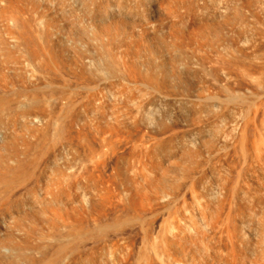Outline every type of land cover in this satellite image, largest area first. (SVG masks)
<instances>
[{"label":"bare ground","instance_id":"bare-ground-1","mask_svg":"<svg viewBox=\"0 0 264 264\" xmlns=\"http://www.w3.org/2000/svg\"><path fill=\"white\" fill-rule=\"evenodd\" d=\"M151 1H153V0H151ZM154 1L156 3V8L158 7L157 4H160V2L162 1V3H163L162 5H164L165 8H167L168 13L166 11V13L164 12L165 15H162L163 13L161 14V10L153 9L151 5L155 4V3L151 4L150 0H0V143H1L0 144L1 145L0 146V196L4 197V199L0 197V202H1V199H2V201H4V203H5V199L7 200L6 202L10 201V199L12 200L13 197L18 195V193L20 191L22 192L23 190H26L29 193L31 192L30 194H32V195L36 194L34 192V190H35L34 187L36 185H38L40 182H42L41 185L43 187V182H44V180L46 181V179L42 178V176L44 177L47 169H48L47 172L50 174V170L51 169L53 170L55 165L58 167L54 168V170L56 169L53 173L55 176L53 175L54 179L53 178L52 179L53 180L57 179V181H53L52 179L51 180L47 179V181L45 182V188L44 189L41 188L42 190H45V195L43 194L44 193L43 191L41 194V195H44V198L41 197L42 201L45 202L46 199H50L49 197H51V200H49V202L52 201L53 204H55V202L58 204V201H60L59 203H61V201L64 200L65 204H66L65 206H67V207H68V204L72 205L73 204L72 202H74V205H76L77 203L75 201H73L74 199H76V197H74V198L72 197V199H71V195H73V193L75 191L77 175H79L78 178L81 177L79 179V181L83 177H85V178L87 177V180H88L87 184H84V183L83 184L86 186L90 185V187H91V189H90V187L88 186L89 191L86 190V187H85V190H82V191L80 190L81 188H79V190L78 189L76 190L77 192L78 191L82 192L81 194H80V192L77 194H78L79 198H82L80 200H82L84 202L85 210L80 209V208H82L81 206H83V204H82L83 202L80 204L78 202V206L80 205L79 210H81V212L79 210H78V212H76L77 209H76V211L72 210L73 209L72 206H71L72 209H70V210H72V212L74 211L73 215L75 212L76 213H82V211H83L82 214H84V212L86 211L85 212L87 215L86 218L81 217L79 214L77 215V218L75 215L71 216V217H69L67 215L66 217L63 218V217H61L60 213H59L60 216L56 217V216H58L57 213L55 216H53L54 214H51V213H53V210L50 213V215L52 216L51 217L49 215V213H47L48 212L47 204L51 205V207H53L52 203L49 204V202H47V200H46V202H45L46 208H45V206H43L44 202H42L43 208H41V209L39 208L38 211L40 213L41 212L40 210L45 211V209H46L47 212H45V214H44L43 213L44 211H42V214H44V216L48 215V218H43V216L41 214L37 213V215L42 216V218L40 216L38 219L40 220V218H41L42 222H43V220L46 219V222H43V223H46L48 231H49V229L51 231L53 229H56L57 226H59L60 228L62 227V229H60L61 230L60 231V230H58L59 228H57L58 232L56 231V233H54V232L52 233L54 235H52L51 231H49L51 235H48L49 234L48 233L46 239L44 238L46 236L44 234L46 231V228H44L45 230L42 231L44 236H42V233L40 234V231L38 230L37 233L40 234L39 236L41 238L40 240H42L41 241L42 244L39 241L38 245L36 243V244H34V246H41L42 247V248L40 247V249H38L39 250L38 253L40 255V258H38L39 257L38 256L36 259H39V260H34V258L37 255H35L33 252L38 251V250H36L37 249L36 247L32 248L31 243L28 245L29 248L25 247V245L27 246L28 241H31L33 236L38 235L37 233L34 234L37 230H34V232H32V234H34V235H30L31 232H29L28 235L25 234V236L27 237L26 240H28V238L30 236L32 237V238L31 237L29 238V240L27 241V244H26V241L22 239L24 237V235H23L24 233L22 235H21V233H19V234L15 233L16 235L14 236L13 235L14 233L11 234L12 233L11 229L8 227L6 228L7 225H5L4 228H6L7 230L9 229L8 231H10L11 233L7 232V230L4 229L6 231V233L3 234V232H2L1 233L2 236L0 234V236H1V238H0V264H180L178 262L179 260H181V262H182L181 264H264V197H263L264 193L262 192V190H264L263 189L264 185H262L263 184L262 178L264 176V171H261L263 173V176L261 174L262 182H261V184L259 183L260 185H262L261 186V189H262L261 192L263 194H261L262 195V197H261L260 192H258L259 194L257 193V191L260 190V188L257 187L259 189L256 190L255 182L253 179L254 178L253 176H255L257 174V172L254 175V174H252V171L247 168L250 171V173L253 175V176H250L251 174H249L248 170H245L244 172L240 171L238 169L239 163L237 164V162L234 160L233 161H234L235 165L232 162L231 165L233 164V166L230 165L229 167H232L230 169L235 170L234 167L236 165L238 166V167H236V170L238 169L240 172L234 171L236 173L235 176H234V172L232 170H230V173H229V171H227L229 173V175H225L224 172L227 173L226 171L223 170L224 172L221 174L219 169H217V167L220 168V166H219L220 164H221V167L223 165L224 166L227 165L226 168L228 167L229 163H227V159L231 158V157H229L231 152L227 151L229 154L227 156L226 161L219 159L220 157L223 158L224 155L218 156V155H221V154L217 153L218 150L216 151V155L215 154L213 155L214 152L212 153V151L214 150V148L217 145H216V143H215L216 146L212 145L210 143V141L211 140L215 141L216 138L218 139L219 138L218 136L220 134H217V137H216V135H214V132L210 129L213 132L212 133L213 135L212 134L210 135L211 131L208 130L209 128H206L208 123L205 127L208 130V132H206L207 130H205L204 126H203V129L206 133L209 134L210 138L208 136H205L204 135L205 132H204L203 134H200L201 136L203 135L204 139H202L201 136H199L200 139H199V137H198V139L200 140L203 148L206 149L205 150L206 153L208 151V154H211V156H209L208 154L205 155L204 153L202 154L199 150L198 151L195 150V149H197V145L200 143V142L197 143L198 139L195 142V143H197V145L194 144L196 146V148H193L194 151L193 150L189 151L191 149V147H190V149L187 148L188 151H185L186 149L184 150V148H183V151L185 154L184 155L181 154V156H180V154H175L176 152L172 153V149H173V151H175V148H176V147L174 148V145H173L174 143H171L172 141L169 142V143H171V145H173V148L171 150H170V148L172 146L171 147L169 145L163 146V143L165 144V142H163V140H161L163 142L162 145H159V144L157 145V142H156V139L158 140L159 138L167 136V135H170L169 137L167 136V138H174L176 136L178 137L180 134L182 135V132L179 131V128L182 124H181L180 120L178 119V117L175 116L176 112H177L176 111L177 108L175 109V107H177V106H175V107L172 106V108L174 107V111H175L174 114L175 115H170V113H172L173 110L170 111L169 107L171 108V105L170 106L168 105V110H169L168 112H169V115L171 116V117H169L170 119L168 122L167 121L166 122L161 121L162 118L164 116H167V115H164V112L161 113V109H160V111H159L160 115L157 117V120L159 119V124H158V121L156 120V118H154L156 121V124H157V126L155 125L156 129L154 131H152L151 133L148 131L147 132L145 131L146 133L143 132L144 134L141 133L143 136H140L141 135L140 132H142V131H138V129L142 127L143 119H141V121H142L141 126L139 125L140 127H138V129H137L136 126H137L138 122L136 123V121H139V118L141 116L138 119H136L137 116L136 115L133 116V114H138V116L140 114L137 113V111L135 113V111L133 110L134 107H129V108H133L131 110L128 109V107H127V102H128V105H130L129 102H131L132 100H134L133 102L135 103L136 99H134V98L136 96L134 97V93L136 91L137 92L141 91L142 88L147 89V90H145V92L149 91V92H147V96H148V94L151 95L152 101H153V99L155 101H156V99H158L161 102L160 104H162V106L168 100L170 102V100H171L170 96L176 91L175 89L181 88V90H182L185 87V84H186L185 80L186 79L182 76L181 72L178 70H179V67L181 68V66H182L181 62L184 63L187 60L182 59V57H181L182 61L177 60V59H175V60L169 59L170 57L168 58V56L171 55V53H180L182 51L183 52L185 51L186 57H189L190 53L188 55L187 50H185V48L188 47V45H190V44H194L195 47L197 46L196 48L194 47L195 50L197 48L202 50L203 47H208L210 49V47H211V49H210V51H211V50H213V48H214V50H216L215 48L218 49L220 46L223 47V50L225 51L226 54L224 53V51H221V53L223 52V55H225V57H223V55H222V58L219 57L220 60H219L218 56H216L217 58L216 57L215 58H211V57L209 58V59H213V60L215 59L216 61H218V65L219 64L220 65L218 66L217 63L215 64L217 67H219L218 69L214 65V63L216 61L214 60L215 62L212 64V62H213L212 60L208 61V59H206L208 61L207 62L206 60H204L205 55L203 56L202 52H201L202 57L200 56L201 58L200 57L196 58L197 61L203 60L202 61L203 63L207 62L209 64L211 62V64L213 65L212 67H214V66L215 67L210 68V69H213L214 71L218 70L217 73L220 72V74H221V76L219 75L220 79H221V77H223V74L227 73L225 70H227L228 68L229 69L234 68L233 70H237L240 72L238 74V76H237V71L234 72L230 69L231 71L228 70V72L229 71L234 72L233 73L234 75L232 76V73H231L230 77L228 75H226L227 78L229 77L230 79H232L233 77L236 76L235 78L237 79V78L244 77L243 80L238 79V81L240 80L239 83H241V81L245 82L244 79H247V78L248 79L251 78L253 80H255V78H257L255 81V82H257L256 84H253L254 81H251V79H250L249 81L246 80L245 83L243 82L242 85H240L238 87H241L243 85L248 86L250 84H248L247 82L250 83V81L252 82L253 86L258 84V85H261V87H263L264 86V71H263V67H264V64H263L264 63V42H263V40H264V0H223V2H220V3H222V8H220V5H218V3H216V2H219L220 0L219 1L215 0V3L219 6V9L216 7H215V9L210 7V8H212V9H210L208 7L209 5L204 6L202 3H204V1H207V0H203V2H202V0H161V1L154 0ZM208 1H209V3H211L210 1H212V0H208ZM200 2H202V3H200ZM223 3H224V6H223ZM204 4H207V2H205ZM138 7H141V8L138 9ZM206 7L211 10V14H210L211 17H209L208 19H207L208 16L204 17V20H203V14H205V16L208 14ZM223 7H224V9L230 8L232 11H230V9H228V10L231 14L228 16H225L223 13L224 16H222L220 14V11H217V9L218 10L222 9V11L226 12V10H223ZM136 9H138V11L141 12V14L140 13L136 14V11H137ZM142 9L144 10V12L140 11ZM162 10H164V9H162ZM228 10H227V12H228ZM242 10H243V12L245 11L246 13H248L247 15L249 16V18H252L251 22H249L250 21V19H249V21L247 22L248 24L246 26H244V29H245V27H246V29H247V27H250L248 25H251L253 27L255 26V28L257 26L259 27L260 25H262V28H260L261 27L260 26L259 27L260 30H254V29H252L253 27H251V29L253 31L248 29L249 31H251L250 33L246 32L245 31L246 29L245 30L242 29L243 31L238 30L237 27L240 28V25L241 26L243 25L242 23L245 22V19H248L245 12L241 13ZM158 11H160V13ZM222 11H221V13H222ZM142 13L145 16V17H143V18H145L144 19L145 21L143 20L141 22V20L143 19ZM184 13H185V15H187V17L186 16L185 17L188 18V20H186V18L184 17ZM139 14H140V16L138 19L140 20V17H141L140 21L137 18H135ZM243 14L246 16V17L244 16L245 19L243 18ZM184 18H185V21H184ZM167 20H169L170 22L172 20H174V21L171 22L172 26H170L171 23L169 22L170 28L166 27V29L169 30L168 32L166 29H164L165 27H163V25L160 26L161 27V31H160L161 33L162 32L164 33L165 32L164 30H166V33H164L163 36L161 35V37H159L160 32L158 30L157 31L159 32L158 33L159 36L157 35V33L154 34L155 27H154V31L151 29L153 31L152 32L153 35H155V36L157 35L155 40L160 42L159 39H163V37H164V39H166L165 43H168L167 45H163L166 47V49L164 48L165 53H163V55L166 54L165 57H167V58L163 59L162 56H158V52H155L153 50V47H152V49L150 48L148 50H146V49L143 50L144 49L143 47L146 48L147 45H149V42L151 40H153L147 29L150 28L152 25H154L155 22L157 23L159 21L164 22L163 24H165L167 26L168 22H166L167 24L165 23V21H167ZM258 20H262L261 21L262 24L260 23V25H259ZM182 21H184V26H186V24H187L186 21H188V23H189L188 26L187 27H184V26L179 27L178 23L181 22L180 25L181 24L183 25ZM252 21H258V22H252ZM256 23H257V26H256ZM77 24L82 26L83 29L80 27L79 28L73 27L75 25H76V27H78ZM152 28H153V26H152ZM182 28H183V30H182ZM235 30L237 32V36L239 37V41L241 38H243V42L241 41V43H243V44L242 45L239 44V46L241 48L237 45H234L237 43V42L236 43L233 42L235 40H233L231 42L229 40L228 36H231V33L232 32L234 33ZM232 36H233V34H232ZM234 36H236V35L234 34ZM237 36H236V38H237ZM244 38H245V43H244ZM164 39H163V42H160V43L163 44L165 41ZM237 40H238V38H237ZM194 45H192V46H194ZM160 46H161V44H160ZM222 47H220V49ZM187 49L189 50V47ZM194 49L192 48V55L195 56L196 51H195V53H193ZM200 50H198V51H200ZM247 51H248V53H247ZM249 52H250V54H249ZM258 53H259V55H258ZM256 54L259 57L262 56V58H263L260 60V61L263 60L262 61L263 63L259 62V66H260V63H261V65H263L262 67L260 66V69L262 68L261 72H259L260 69L258 68V65L256 66V64L254 62L257 60L259 61V59H258L259 57H254V56H256ZM199 55H200V53H198V56ZM176 56H178V55H176ZM194 56H192L193 59H194ZM249 57L250 58L252 57L253 59L254 58L255 59L257 58V59L256 60L254 59V61H251V59ZM199 58H200V60H198ZM246 58L250 59V61H248V63L246 61L249 59H247L246 61L244 60ZM196 59L192 63H191V60L188 61L190 63H187V64H193L195 62V64H193V65H196L195 67L199 68L201 66V64L203 65V67H205V64H203V63H200V65H199V63L196 61ZM196 62H197V64H196ZM253 62L255 65L250 64ZM246 63L249 65H246ZM193 65H191V66H193ZM182 67H184V65ZM185 69H186V71H185ZM190 69H191V67H190ZM219 69H222V70H219ZM183 71H185L183 73V74H185L187 72V68H183ZM217 73H214V74L216 75ZM211 74H213L212 71L210 73H208V76L211 77L212 76ZM214 74H213V76H215ZM240 74H242L243 76ZM239 75H240V77H239ZM198 76H199V74L197 76L195 75V79ZM226 76H225V79L222 78L223 80L226 81V82H223L224 85L226 83H229L226 80ZM205 77H207V76H204V78ZM192 78L194 79V77H192ZM192 78H190L191 82H192ZM197 79L200 80V78H197ZM197 79L195 81H197ZM213 79H214V77L211 78L210 81ZM216 79L219 81V79L217 77H215V80ZM203 80L204 79L201 78V81H203ZM217 80H216V83L214 82L215 84L213 83L214 88L216 86H219L220 84L221 85L223 84L221 81H219V84H218ZM232 80L231 81L228 80V81H230V83L232 82L231 84H234V82H235L234 85H236L237 80H234V78ZM210 81H205V82L210 83ZM209 83H207V84H209ZM213 84H212V86H213ZM231 84L229 85L230 87L227 86V84H226V87L225 86L222 87V90L224 91L223 95H226V96L222 97V101L221 100L219 101V102H221V104L224 103L223 101H225L226 104L230 102L231 105H233L232 103L236 101L237 97H238L237 100L242 101V99L244 98L245 99L244 102H246V101L252 100L253 96H254V95H252V96L249 95L252 98V99H249V97H247L248 96L247 93L249 91L251 92V94H252L253 90L255 91V93L257 91H259V94L257 92L258 95L255 94L257 96H259L260 93L263 92V91L260 92V90L256 91L255 89H252V91L251 90L246 91L247 96L246 95L244 96L243 94H241V95H243V97H242L241 95L237 94L236 99H232L235 97L234 96L235 93H234V95L230 93V91L231 92L233 91L231 89V87L234 86ZM198 86L200 87V85H198ZM253 86L251 85V87H253ZM139 87H141V90H139L140 89ZM199 87H197V88H199ZM208 87H211V86L208 85L206 89H208ZM220 87H219V89H221ZM234 87L236 88L237 86H234ZM115 88H116V91L114 90ZM134 88H137L139 91L137 89H135V91H134L133 90ZM216 88L218 89V87H216ZM235 88H233V89H235ZM242 88L244 89V87H241V88H238V90L241 91ZM247 88H249V86ZM255 88H257V87L255 86ZM131 89L134 91V93ZM199 90H200V88H199ZM236 90H237V88H236ZM244 90H247V89L245 88ZM220 91L221 90H219V92ZM237 91H236V93H237ZM254 91H253V93H254ZM127 92H129L130 94L133 93V96H132L133 98L131 97V95L128 96L129 94L127 95ZM189 92H191V90ZM206 92H204V93H206ZM226 92H228V94L230 93L232 95L231 96L229 94V98H226V100H228V99L230 100L229 102L226 100H223V98L228 97V94ZM139 93H142V91ZM176 93H177V95H179V92H176ZM176 93H174V94L176 95ZM182 93H183V91H181V94ZM210 93H212V92H210ZM143 94L144 93H142V96H144V98H145V95H143ZM126 95H127V97H126ZM175 95H172V97L173 96L176 97ZM184 95L188 98V101H189V98H191V97L189 95H187L186 91H185ZM184 95L179 97V98L184 97ZM191 95H193V93ZM203 95H205V94H201V95L197 96L201 102H199V100L197 98H195V99H197L196 101H192V102H194L193 104L189 101L191 103V106L193 107V108L191 107V109H193L194 112L196 110L194 108H196V107H197V109L200 107L202 108V103L206 104L204 101L202 102L201 97ZM219 95H221V94L219 93ZM223 95H221V96H223ZM206 96L208 97V95H205V97ZM214 96H215V94H214ZM205 97H203V98H205ZM240 97H242V98H240ZM245 97H247L248 99ZM261 97H264V96L262 95L259 98H261ZM176 98H178V96ZM210 98H212V97H210ZM219 98L221 99V97H219ZM254 98L256 99V101L253 102L255 105L252 102L251 103H252V105L255 106V108L256 107L258 108L260 105L257 102V99H259V98L258 97L256 98V96ZM124 99H126V100H124ZM174 99L172 100L174 103L172 101L171 102L173 103V105H176ZM182 99H179L178 101H176V103ZM263 99H261V100L263 101ZM110 100L114 101L113 102L114 108L111 107L112 105L111 106L108 105L110 107H106L107 102ZM185 100L186 99H184V101L182 100L181 102H179L177 104L179 105L180 103L184 102L181 104V106L185 105V102H186ZM212 100L214 101V100H219V99L217 97L216 99L212 98ZM155 101H153V102L155 103ZM231 101H233V102H231ZM262 101H261V103H262ZM136 102H138V101H136ZM145 102H146V100L143 103L142 102L141 103L143 105H145L146 104ZM153 102L147 101V105L152 104V106H153ZM195 102H197V103L199 102L201 105L198 104L197 106H193L194 104H197ZM208 102H209V100H208ZM215 102H218V101H215ZM215 102H214V104H215ZM255 102H257V103H255ZM115 103L117 105H115ZM134 103H131V104L133 105ZM138 103H135V104H138ZM188 103L186 106H184V109H186L185 107L188 108ZM190 103H189V107H190ZM235 103L237 105L238 102H235ZM241 103H240V105H241ZM155 104L161 106L160 104L157 103V101ZM210 104H212V102ZM217 104H220V103H217ZM245 104L248 105L249 103L247 102ZM139 105H141V104H139ZM139 105H138V108H137V106H135L138 111H140ZM143 105L140 107L142 108ZM224 105H225V103L222 106H220L219 108L224 107ZM227 105H228V107L231 106L229 104H227ZM227 105H225V106H227ZM238 105H239V103H238ZM240 105L238 106V108L240 107L239 108L240 110H238L239 112L242 111L243 109H245L244 106H242V105L240 106ZM152 106L150 105V107H152ZM181 106H179L178 109H179V111L181 110L180 112L182 113L183 110L181 109L182 108ZM204 106H207V108H204V109H206L205 110L206 112L203 113V110H204L203 108H202V110L200 108L197 111L202 112L203 114L207 113L209 111L210 107H208V104L203 105V107ZM213 106H215V105H213ZM234 106L235 105H233V107ZM144 107H146V105ZM154 107H156V105ZM108 108H110V110ZM115 108H116V111H115ZM231 108H232V106H231ZM238 108L236 107L235 109H238ZM241 108H242V110H241ZM257 108H256V110H257ZM104 109H107V113L109 111L113 110V114H112V112L109 113V115L112 114V116H113V119H111V120H113V123H112V121L109 120L111 122V125L113 124V127L111 128V130L109 129L110 131L108 130L109 135H107L108 133H106V135H107L106 137L102 135L103 131L100 132V130L102 128L99 130V132L98 131L95 132V133H97L96 134L97 136L99 134H101L102 138H105V140L106 139L110 140L111 137H115L116 139L118 138L120 140H121V138H123L126 141H128V143H129V139L127 140V137H133V136L135 137L139 133L140 139L137 138L138 137L137 136L136 139L131 138V141L135 139L140 144L145 142V140L148 142H151V144H152V141H154L155 143L153 142L154 144H152V146H150V147L153 148L154 145H156L155 147H158V149H160L159 151L165 150L164 152H169V154H168L169 159L172 158V160H179L181 162V163L179 162L181 164V166H180V164L178 165V168L181 167L180 168L181 170L177 173H179V175L181 176L182 179L191 183L189 187H192L193 185L194 186L197 185V184H194V183H196V181L193 182V180L196 177H198L197 175H199L201 170H203V174L201 172V175H203V176H200V178H202V177L205 178L206 183L204 182V185L207 184L208 180H209L208 184L211 181L213 182V183L211 182L212 184L209 185L210 186L209 188L213 190V191L211 190L212 193L214 192L213 194H216V195H213V196H215L214 199L216 198V196H219L218 198L215 199L216 201L214 200L213 204H215V202H218V203H216L215 206H213V205H211V203H209L211 201L210 196H212V194L210 195V191H209L210 189L208 190V193L210 196H209V198H207L210 200L207 201V199H206V201L208 203L205 202V199L202 200L205 203H203V202L200 203L199 199H198L199 201H197V199H195L198 197L203 199V197H204V196H199V194H198L199 190L198 189L196 192L197 194L193 193V191L194 192L196 191V190H194L195 187H192V189H190L192 192V193L191 192L190 193L192 196H193V194L196 195L195 197L193 196V198L196 200L197 204L200 203V205H201L203 203L202 206L204 205L205 212H206V209L211 210V209H209L210 207L212 208V210L215 209L214 210L215 216L213 217L212 215H210L211 214L210 211H208V213H203L204 210H201L203 213V216L201 215L200 218H195V220H193L194 223L192 220H190L189 222L186 221L188 218L187 219L183 218L182 221H180V220L176 221L177 218H173L175 220H172V218H169V219L167 218L168 220L162 218L165 221H168V223L171 219L172 222L170 221L169 225L167 224V222H164L161 219V217H160V219H161L160 220L159 216H157L156 213L158 211H160L161 209L166 207L164 202L166 203V205H167V203L169 205L170 202L174 203L175 201H171V200H176L177 197L179 198L180 197L179 192H181L183 194L182 191L184 190L183 189V190L179 191L182 188H180V185L177 183L178 178H176L174 181L171 178L172 177L171 175H170V178H168L169 173L159 170L161 168V165H160V168H157V167H155V168H157L160 171V173L161 172L162 173L157 174L156 177H155V175L153 176V178L155 177L154 182L149 183L147 181V183H149L148 184L149 189L147 190V192H151L152 193L151 196L147 195L150 193L146 194L144 192V189L146 190L148 187H145L144 189H142L143 187L142 188H141V186L138 187L137 182H133L134 187H132V185H130L129 182H127L126 184H129L130 186L128 185L129 187H123L118 192V194L121 195L122 198L124 199L123 200L121 198L123 201L121 199L120 200L122 201L121 203H123L125 201L124 202L125 206H122L123 204L119 206L117 202H111V201L109 203L110 206H107L108 205L107 199L111 200L110 197L113 196L112 195L113 191H114L113 194H116L115 188L113 190H112V188L115 186H118V185L116 184L115 186H112L113 184L111 183L112 188L110 187V189H111L110 190L108 187V186H110V184L108 185L110 179H107V175L109 176V174H107V175L104 174V176H102L103 179L101 178V180L103 182L102 181L98 182V181H100L101 174H103L105 171H103L101 174L98 173V174H100V177L96 176V174H97L96 172H99V170H101L102 168L106 169L105 167L107 166V160H110V158H111V156H109L108 154H112L115 157H118L119 154H118V152H116V155H117L116 156L115 151H117V150L120 151L121 149H123L124 146L126 145V143L124 142L125 144H124L123 148L121 146L119 148L118 145H115L113 147L114 149H116L115 151L110 146L111 147V148L109 147L110 150L111 151L113 150L112 153H110L109 151L107 152L108 148H105L104 143L101 144V142H100V144L104 147L102 149H99V150L100 151L106 150V151H104L105 153H103L100 157H99V155H100L99 151H98L99 155L97 153H94L97 151L96 149H98L99 147L95 148L94 152H92L93 151L92 148L97 147V143L95 142V136L96 135L94 136V134H92V132L94 130L93 126H96L97 129L100 128L99 125H100V120L102 118V114L105 115V116H103L102 120L104 119L106 121L105 117H106L107 113H105V111H104V113H101V115H100V112H98L99 110L103 111ZM150 109H153V108H150ZM158 109H159V107H158ZM165 109H167L166 106H165ZM212 109H214V108H212ZM212 109L210 108V112L214 113L212 111ZM223 109L222 108L220 109V113L218 112L219 109H216V113L218 112L219 115L217 114L214 116L213 121L215 123L216 122L218 123L219 118L221 119V116L223 118H225L226 114H224V113H225V111L226 112L229 111L230 108L228 110H226L227 108L226 109L223 108ZM259 109L260 108H258V110ZM262 109L263 108H261V110ZM221 110L224 113L221 112ZM114 111H115V113H114ZM185 111H187V110H185ZM230 111H232V109H230ZM244 111H242V112H244ZM159 112H157V113H159ZM165 112H166V114H168V112L166 110H165ZM232 112L231 113L227 112V113L233 114ZM261 112L264 113V109ZM94 113H97V114L93 115ZM184 113L185 112H183V114ZM188 113H185V115L188 114V116H189L190 113H192L191 110H190V112L188 111ZM195 113L197 114V112H195ZM195 113H193V114H195ZM222 113L224 114L225 117L222 115ZM98 114L101 116V118L96 119L99 117L98 116L95 118V116H97ZM144 114H145V112H144ZM196 114H195V116L190 115V118L193 116L196 119L197 115L201 116V113L197 114V115ZM220 114H221V116H220ZM257 114L259 115L260 113H257ZM185 115H183V116L188 118V116L187 115L185 116ZM205 115H206L207 119L210 118V117H208V114H205ZM88 116L91 118L87 119ZM92 116H94V117H92ZM199 116H198V118H200ZM243 116L245 117V115H243ZM247 116L249 119L247 117H245L246 120L248 119L250 121V116L248 114H247ZM253 116H254V112H253ZM107 117H108V114H107ZM260 117L261 116H259V118L257 117L256 120H253V121L258 122L257 120L260 119ZM263 117H264V115H263ZM263 117H262V119H263ZM84 118H86L87 119L86 121H88V122H90L89 120L93 119L92 122H94V125H92L93 123H89L90 125H92L91 129H93V130H90V128H89L90 125L86 126L87 123H86ZM110 118H112V117H109V119ZM120 118H123V120H124L123 121L121 119L123 121V123L121 122L123 127L126 126L125 125L126 123H129L131 121V125L132 126L135 125L134 126L135 130L132 129L133 131L130 130L131 132H129L128 129L125 128L128 131L127 132L125 130L126 133H123V131L121 133V131L116 130L114 128L115 127L114 125L116 124V126H117L116 128L121 126L120 125L121 123L119 124V121H118V120H120ZM179 118H181V117H179ZM231 118H233V119L232 120L229 119L230 121L236 120L235 119L236 117L235 118L231 117ZM181 119H183V118H181ZM222 119H221V121H222ZM242 119H244V118L242 117ZM144 120H148V119L146 118ZM149 120H152V119L149 118ZM163 120H165V119H163ZM191 120H190V122H191ZM248 120L244 121L245 123L242 122L244 124L241 123L242 127H241V129H239L240 132H239V130H237L238 127H236L240 121L237 123L234 121L236 123V125H235V127L237 128L236 130L239 133V135L236 134L237 136H235V137H237V139H239V140H237L238 142H235L236 139L233 138V136H234L233 135V136H231V139L233 138V141L230 139L231 141H229V142L234 144V146H235V143H238L239 148L234 147V149L232 148V150L235 151L237 148L240 151V152L238 151L240 153V155L239 154L238 155L241 157V161L243 160L241 162L242 164H244L246 162L248 164L249 161L251 162V160H250L251 157H255V155H256V156H258L257 158L255 157L256 160L262 162V164L264 165V150L262 151V149H261V148L264 149V145L260 149H258V151L263 152V153L259 152L260 154L257 155L258 154L257 150L254 151L253 149H254V146L257 147V143L259 144V140H258V142H256L257 141V139H256L257 134L255 137L254 134L256 132L254 133L252 130H250V128L252 129V122L248 125V123H249ZM195 121H197V120H195ZM208 121H210V120H208ZM146 122L149 123L150 125L152 123V121H151V123L149 121H145L144 123H146ZM154 122H153V124H154ZM214 122H212L213 125H215ZM259 122H261V120ZM103 123L105 124V122H103ZM107 123L105 124L106 127H107V125H110ZM146 124H145L146 127L143 125V128L144 127L147 128V126H149V124H147V125ZM153 124H152V126H153ZM191 124H193V123L191 122ZM191 124H187V125L189 126ZM203 124H204V122H203ZM241 124L240 125L238 124V125L241 126ZM199 125H200V127H202L201 124L198 123L197 128L199 127ZM209 125L211 126V123ZM213 125H212V129H214ZM227 125H226V127H229L233 124H231V125L229 124V126H227ZM259 125H258V127H261V125L260 126ZM17 126H19V129L21 131L27 132L32 137H36L37 140H40L43 143V145H42V143H40L41 144L40 146L43 148L44 151L42 152L40 147H39L40 150L38 149L39 152L37 151V149L33 150L34 148L31 145L27 144V142H25L20 137V135L15 136L13 131L17 128ZM155 126H153V127L155 128ZM188 126H185V123H184V129H185V127L191 128V126H195V125H191L189 127ZM248 126H250V128ZM253 126H254V124H253ZM255 126H254V128L256 129L257 126L256 127ZM214 127H216V126H214ZM262 127H263V125H262ZM262 127L260 130H258L259 128L256 129L259 135L263 134V132H264V131H261ZM88 128L91 131V133H90V131L87 130ZM96 128H95V130H96ZM122 128H120L119 130H122ZM131 128H133V127H130L129 129H131ZM224 128L225 127H223L221 129V127H220V129L222 131L219 129L221 131V135H222V132H224V130H225ZM233 128H231V131H228L231 135L233 132L232 130H234ZM40 129H41V131H40ZM107 129H108V127H107ZM151 129H153V128H151ZM184 129H183V132L185 133V135H187L186 132H189L191 135H193L197 131V129H196V131H194L195 130L194 129L193 130L194 133L192 132L193 133L192 134L190 132L191 131L190 129H189L190 131L189 130L185 131ZM198 129H199L198 131H200V133H202V131H203L202 128H201V130H200V128H198ZM216 129H214V130L216 131ZM255 129H254V131H255ZM236 130H234L233 133H235ZM198 131H197V133L199 135ZM220 131L219 132L216 131V133H220ZM249 131L251 134H253V133L254 134L248 135V134H250ZM228 132L225 131L224 134H226ZM148 133L151 134L152 136L147 135ZM184 133H183V136H181V137H183L182 140H184ZM189 133H188V135H189ZM197 133H196V136H197ZM108 136H110V137L107 138ZM144 136L145 137L149 136V138H147L148 140L146 138L141 139V137H144ZM211 136H213V138L215 136V139L211 138ZM248 136H251L252 138H250ZM262 136H264V135H260V138L262 139L261 141H264V138ZM152 137H155L154 140H152ZM181 137H179V139ZM223 137H224V135H223ZM226 137H228V136H226ZM229 137H230V135H229ZM254 137H255V139H254ZM115 138H113L112 140H114ZM205 138L210 139V141H208L207 139L205 140ZM149 139H151L152 141H150ZM174 139H176V138H174ZM217 139L215 142L218 143L219 139H218V141H217ZM248 139L253 140V143H252L253 148H251L252 147V144H251L252 141L249 143ZM98 140L101 141L100 139H98ZM109 140H107V141H109ZM120 140H118L116 142H119ZM139 140L140 141L143 140V142L141 141L142 142L141 143ZM121 141L123 142V140H121ZM131 141H130V147H131V144H134V143H131ZM158 141H160V139ZM176 141H177V139H176ZM254 141L256 143H254ZM261 141H260V143H262ZM17 142L22 143V146L24 147L23 152H25L24 153L25 155H28L29 157H31L32 153H30L31 154L30 155L29 152L32 150L35 152L32 155V158H33L32 160H30L31 158H27L25 160L23 158L19 159V153H18L19 149L17 147L19 145ZM224 142H226V141H224ZM94 143L96 144V146H94ZM113 143H115V142L113 141ZM145 143H143L142 145L135 144V146L136 145L137 146L135 147L134 152H132L133 150L130 151V152H132L133 155L132 154L131 155H132V157L134 156L133 158L135 159V161H136V157L138 155H139L138 157H141V154H137V152H138V150L139 151L142 150V146ZM188 143H190V142H188ZM227 143H228V141H227ZM115 144H117V143H115ZM119 144L121 145L120 142H119ZM146 144H148V143H146ZM151 144H149V145H151ZM185 144H186V142H185ZM232 144H231V147H232ZM109 145H112V144L109 143ZM127 146H129V144ZM138 146H141V150H140V147L138 150L136 149V148H138ZM146 146L144 148H146ZM187 146H189V144ZM191 146H192V144H191ZM218 146H219V144H218ZM221 146H222V143H221ZM221 146H219V147H221ZM236 146H237V144H236ZM259 146H261V144H259L258 147ZM16 147L18 149V152L16 151L17 150ZM58 147L63 149V151H65V149H67V150H73L74 152H76V155H77L76 158H78L80 160V161L77 160V162H80L81 165L78 163V165H80V166H78L75 162V164H76V168H75V165L73 163L74 162L73 160L76 161L75 157L72 160L71 157H69L71 159H69V158H67V159L63 158L62 159L60 156H58V157H60V159H62V160L60 161V159H59L60 163H58V161H57L58 164L57 163L55 164V162H56L55 160H58V157H57V159H55L56 157H54V155H55L54 152ZM130 147L128 149L133 148V145L131 148ZM155 147H154V149H156ZM192 147H194V146H192ZM35 148H38V147H35ZM90 148L92 149V151H90V154L92 155L94 153L95 155H97L99 157V158L96 157L99 160L95 159L94 160L95 162L93 161V159L95 158L94 154H93L94 156H92L93 158L88 156L89 154L86 155V151L91 150ZM30 149H32V150H30ZM126 149H127V147H125V150ZM151 149H149V150H151ZM228 149H229V147H228ZM228 149H226V150H228ZM135 150H137L136 151L137 156L135 154ZM145 150H147L148 153L151 152L148 149H145ZM2 151H4V152H2ZM123 151L121 153L122 156H123ZM234 151H232V154ZM127 153H128V151L126 153H124V155H128V157H123V158H127V159H125V160L121 159V160L125 161L127 164L129 161L131 162V160H132L131 163L134 165L131 166V163H129L128 164L129 166H128V165H126V163H122L120 161V163L123 164L121 166V168L125 164L126 168L128 170H129L128 167H130V169L131 168L136 169L137 165H136V163H134L135 162L134 159L133 158L131 159L130 153L129 154H127ZM143 153H144V149H143ZM143 153H142V157H143ZM148 153L146 154V152H145V155H146V156H144L145 158H149V156L147 157V155L152 154V153L151 154H148ZM181 153H183V152H181ZM220 153H221V151H220ZM223 153H225V152L223 151ZM253 153L255 154L254 156H252ZM34 154L36 157H34ZM39 154H41V155H39ZM67 155H69V154H67ZM177 155H179L180 157ZM28 156H26V157H28ZM119 156L121 158V155H119ZM115 157H113V159H115ZM234 157L235 156H233V158ZM128 158H129V161L127 162ZM145 158H140L141 160H138V162L140 164L144 163V165H147L146 164L147 159L145 160ZM237 158L239 159V157H237ZM118 159L119 158H116L114 165H115V168L117 169V171L115 170L116 174H118V176H119L121 174V172L118 171L120 169V167H119V169L117 168V162L119 161ZM143 159H144V161H143ZM149 159H150L149 161L151 163L152 156ZM155 159H157V158H155ZM215 160L217 161V163H220L217 165V167L215 164L216 162L214 163ZM256 160L254 162L258 164L259 162H257ZM53 161H55V162H53ZM111 161L114 162L112 159H111ZM140 161L141 162L143 161V162L141 163ZM210 162H212V164L209 165ZM53 163L55 164L54 167L51 166L52 168H49L50 165H53ZM213 163L215 164V167H214ZM40 164H42V165L44 164L43 165L44 167H42V165L40 166ZM105 164H106V166H105ZM108 164L110 165V161ZM112 164L113 163H111V165ZM149 164L147 165V167L151 166ZM247 164H245V165H247ZM35 165L36 166L38 165L37 167H39V168L42 167L41 169L44 168L43 170H46V171H44L45 174L42 173V170L40 171L41 173L38 174L35 171L36 169L38 170L37 167L35 168ZM47 165L49 167H47ZM208 165L210 167H207L208 168L207 169L206 166H208ZM77 166H78V170L81 171V173L83 172L86 174L85 176H83V173L81 176H80L81 173H79V174L77 173L78 172ZM133 166H135V167H133ZM32 167H33V169L35 168V170H33ZM79 167H81V168L79 169ZM99 168H101V169H99ZM109 168H110V166H109ZM109 168H108V170L111 171ZM115 168L112 167V170H113L112 172H114V173L111 172L112 175L115 174V171H114ZM124 168H125V166H124ZM126 168H125V173H124L125 177H124V174H123L124 178L122 177L123 179H125L126 176L129 174V172H126V170H127ZM150 168L151 167H149L148 170H150ZM153 168L154 167L152 165V171H151L152 173H153V171H157L156 169L153 170ZM174 168H176V167H174ZM262 168H264V166ZM262 168L260 170H262ZM108 170H106L105 173H108ZM121 170H123V169H121ZM136 170L138 171V169H136ZM148 170H147V172H149ZM138 172L143 173L139 176V177L142 176V178H143L145 169H144V171H138ZM237 172H239V173H237ZM56 173H57V175L59 174V177L56 175ZM126 173H127V175H126ZM145 174H146V172H145ZM47 175H45V176L46 177L49 176L50 178L52 177V175H48V176ZM95 176L97 178H99L98 181L94 179V178H96ZM144 176H146V175H144ZM104 177H106V179ZM129 177H130V175L127 178L129 181H131V183H132V181L138 180V175H136L137 178L135 177L136 180H133L132 179L133 177H131L130 179H132V180H130ZM255 177H257V176H255ZM85 178H83V180ZM200 178L199 179L196 178V179L200 181ZM257 178H255V179H257ZM139 179L141 180V178H139ZM144 179H145V177L142 180H144ZM58 180H60L65 185L62 184L63 186H61L60 185L61 182ZM87 180L85 179L84 182H86ZM115 180L117 181V178ZM119 180L120 179H118V181ZM201 180H203V179H201ZM205 180H203V181H205ZM105 181H107V183ZM111 181H112V179H111ZM124 181H126V180H124ZM199 181H198V184H199ZM259 181H260V179L258 181H256V183H257L256 186L258 185ZM96 182H98V185ZM104 182L108 185L107 186L108 189L106 187V184H105L106 188L104 187ZM241 182L246 183L245 186H244V184L242 186ZM74 183H75V185H74ZM99 183L101 185L100 187H99ZM141 183H143V182L141 181ZM144 183H145V180H144ZM147 183H145V184H147ZM201 183H202V181H201ZM30 184L31 185L33 184L35 186L30 187ZM78 184H80V182H78ZM81 184H82V182H81ZM83 184H82V186H84ZM213 184H215V186L218 187L217 188L214 186L215 188H217V192H215L216 191L215 188H212ZM71 185L74 186L73 193H71L72 192L71 191L72 190ZM95 185H97V187ZM77 187H80V185H78ZM93 187H95L97 189H94ZM101 187L103 188V191H104V188L107 190V191L106 190L104 191V193H106L105 196H109V194L111 193V196H109V198L108 197L105 198V197H103L104 194H100V195H102V197L104 199L107 200L105 202L107 204L106 205L107 207L104 205L105 203L102 204V201H105V200H102L101 197H99V200H95V199H98V197L95 196L94 194L97 195L98 191H99V189H101ZM135 187L140 188V190L142 189L143 190L142 192H144V193L139 191V189L138 190L135 189ZM204 187H203V189H206ZM93 189L95 191L98 190L97 193L93 192L94 191ZM32 190H33V192H32ZM187 190H188V187H187ZM26 191H24V192H26ZM35 191H37V189ZM101 191H102V189L99 192H101ZM110 191H112V192H110ZM188 192H189V190H188ZM22 193H20V195ZM217 193H218V195H217ZM47 194L50 196L48 197ZM74 194H76V192ZM79 194L81 196H79ZM100 195L98 194V196H100ZM45 196H47L48 198ZM116 196H117V194H116ZM184 196L187 197L188 195H184ZM205 196H206V193H205ZM183 197H181V198H183ZM112 198H114V200H112V201H115L117 199L115 196H113ZM178 198L176 201H181L184 199L183 202L184 201L187 202V200H188L187 198H186V200H185V198H183V199L180 198L181 200ZM193 198L191 197L192 200H193ZM219 199H220V201H219ZM76 200H78V198ZM68 201L69 202L71 201V202L69 203ZM98 201H100V203ZM212 201H213V198H212ZM186 202L182 203V205L185 204ZM1 203H0V206H2ZM63 203H62V205H64ZM161 203H163V205ZM175 203H178V202H175ZM62 205L58 204V206H60V208ZM74 205H73V207H75ZM170 205H171V203H170ZM171 206H175V205H171ZM51 207L49 206V209ZM167 207H170V206H167ZM54 208H56V207H54ZM60 208L58 207V209H60ZM166 209H165V211H167ZM169 210H171V209H169ZM256 210L258 212L255 214H259V216L257 215L258 217L254 220V219H252L253 217L250 218V215L252 212L254 214V212ZM56 211L54 210V212H56ZM165 211H163V212H165ZM225 211H226V213H224ZM49 212H50V210H49ZM63 212H65V211H63ZM67 212H69L68 209L66 211V214H67ZM72 212H71V214H72ZM158 213H160L161 216L164 215V213H162V212H158ZM214 213H213V215H214ZM149 214L151 216L148 217ZM204 214H206V215L204 216ZM207 214L209 215L208 217H211V218L213 217L214 220H212L211 218H209V220H208ZM253 214H252V216H253ZM221 215H224L225 218L224 217L220 218ZM79 216H80V218H79ZM49 217H51V218H49ZM255 217H256V215H255ZM3 219L5 220L6 218H3ZM3 219L2 218L0 219L2 221L1 223L4 222V224H5V221H3ZM28 219L29 218H23L24 221L26 220V223H27ZM189 219H191V218H189ZM23 220H21V221H23ZM174 221L177 222L180 226L184 221V225L182 224L183 226L187 225L189 228L191 227L190 230H192V228H193V231L195 232V233H193V235L194 236L196 235L197 238H199L198 239L199 245L197 246V244L189 243L190 241L186 235L187 234L191 235L192 232L190 233V231H188V233H187V230L189 229L187 226H185V227H187L186 231H185V229H183L184 231L181 230V227L179 225H177V223L175 224ZM30 222H31V220H30ZM56 222H57V224H56ZM185 222H187V223L185 224ZM35 223H33L34 227H36ZM171 223H173V224H171ZM192 223H193V225L191 226ZM9 224H8V226H9ZM29 224H27V225H29ZM38 224L39 223L37 221V224H36L37 226H40L41 223L39 225ZM188 224H190V225H188ZM19 225H16V226L19 228L20 227ZM46 225L43 227H46ZM24 226L25 225L23 224V228H24ZM31 226L32 225L30 224V227ZM17 227H15L14 230H16V232L18 233L22 229L19 228L20 229L19 230ZM30 227H29V230H27L28 227L25 228V231L26 230L32 231V230H30ZM17 229H18V231H17ZM199 230H203V232H200ZM1 231L2 230H0V232ZM53 231H55V230H53ZM185 232L187 234H184ZM17 235H18V237L21 235L20 238L21 237L22 238L21 239L15 238ZM41 236L44 238V241L46 240L45 242H43V238ZM191 236H189V237H191ZM26 237H24V239ZM197 238L195 237V242L197 241ZM192 239H193V237H192ZM19 240L20 241L23 240V241L20 242ZM47 240H49L50 243ZM51 240L55 241V242L51 243L52 242ZM22 242H24L25 244L23 245ZM47 242L49 243V244H47L48 246L44 245ZM191 242H193V241H191ZM39 244H41V245H39ZM51 244H52V246H50ZM32 254L35 255L34 258H32L33 257ZM1 255H4L3 257H6V259H3V257H1ZM6 255H8V256H6ZM175 258H177V259H175Z\"/></svg>","mask_w":264,"mask_h":264},{"label":"rangeland","instance_id":"rangeland-1","mask_svg":"<svg viewBox=\"0 0 264 264\" xmlns=\"http://www.w3.org/2000/svg\"><path fill=\"white\" fill-rule=\"evenodd\" d=\"M157 1H158V0H157ZM157 1H156V2H157ZM159 1H161V0H159ZM212 1H213V2H212ZM212 1H210L211 3H209L208 0H207V1H204V3L207 2V4H204V3H202V2H203V0H202V2H200V3H202L204 6H206V5L208 6V5H209V6H208L209 8L212 7V8L215 9V7H216V8L219 9V6H218V5H220V8H222V3H220V2H223V0H220V1L217 0V1H219V2H216V3H218V5L215 3V0H212ZM150 3H151V4H152V3H155V1H154V0H153V1L150 0ZM158 3H159V2H158ZM151 4H150V5H151ZM162 4H163V3H162V1H161L160 4H157V6H158L157 8H156V3H155V4H152L151 6H152L153 9L161 10V14L163 13L162 15H165V13H166V11H167V8H165V6L162 5ZM235 4H236V3H235ZM154 5H155V6H154ZM153 6H154L155 8H154ZM213 6H214V7H213ZM217 6H218V7H217ZM223 6H224V3H223ZM135 7H136V6H135ZM139 8H141V7H138V9H139ZM206 8H207V7H206ZM209 8H207V11H208L207 13H208V14L206 13V14H207L206 16H205V14H203V20H204V17H207V16H208L207 19H208L209 17H211V16H210V14H211V10H210V9H212V8H210V9H209ZM231 8H232V7H231ZM138 9H136V10H137V11H136V14H138V13L141 14V12H139ZM162 9H164V10H162ZM218 9H217V11H220V14H221L222 16H224V15H225V16H228V15L231 14V13L229 12V10H228V9H230V8L224 9V7H223V10H226V12H227V10H228L227 13L224 12V11H222V9H221V10H218ZM209 10H210V11H209ZM140 11H143V12H144L143 9L140 10ZM221 11H222V13H221ZM230 11H232V10L230 9ZM158 12L160 13V11H158ZM164 12H165V13H164ZM209 12H210V13H209ZM244 12H245V11H244ZM244 12H243V10L241 11V13H244ZM167 13H168V11H167ZM218 13H219V12H218ZM223 13H224V15H223ZM140 14H139L138 16L135 15V16H136L135 18L138 19L139 16H140ZM142 14H143V13H142ZM245 14H246V16L248 17V19H245V18H244L245 15L243 14V18L245 19V22L242 23V24H243L242 26L240 25V28L237 27L238 30H242V29L245 30L246 27H245V29H244V26H246V25L248 24L247 22L249 21V19H250L249 22H251V19H252V18H249V16L247 15L248 13L245 12ZM185 16L187 17V15H185V13H184V17H185ZM246 16H245V17H246ZM143 17H145L144 14L142 15V18H143ZM186 17H185V18H186ZM185 18H184V21H185ZM144 19H145V18H143V19L141 20V17H140L141 22H142ZM205 19H206V18H205ZM138 20H139V19H138ZM140 20H139V21H140ZM186 20H188V18H186ZM144 21H145V20H144ZM172 21H174V20H172ZM172 21H171V22H172ZM184 21H182L183 25H182V24L180 25L181 22H179V23H178V26H179V27H180V26H181V27L184 26ZM258 21H259L258 24L260 25V23H261L262 20H258ZM258 21H252V22H258ZM166 22H168V25H167V26H166L165 24H163L164 22H160V21L157 22V23L155 22L154 25H152L153 28H152V26H151V27L149 26L150 28H148L147 30H148V32L150 33V36H151V38H152L153 40H151V41L149 42V45H147L146 48L143 47V48H144L143 50H145V49L148 50V49H150V48L152 49V47H153V50H154L155 52H158V56H162L163 59L167 58V57H165L166 54L163 55V53H165L164 51H165V49H166V47L163 46V45H167L168 43H165V42H166V39H164V37H163V39H164L165 41H164L163 44L160 43V42H163V39H159V40H160V42H159V41L155 40V38L157 37L158 33L161 31V27H160V26L163 25V27H165L164 29H166V27H167V28H168V27L170 28V26H172V23H171L169 20L165 21V23H166ZM169 22L171 23V25H170ZM186 22H187V24L185 23L186 26H184V27H187L188 24H189L188 21H186ZM173 23H174V22H173ZM166 24H167V23H166ZM249 24H250V23H249ZM251 24H252V23H251ZM253 24H254V23H253ZM261 24H262V23H261ZM77 25H78V24H77ZM164 25H165V26H164ZM169 25H170V26H169ZM254 25H255V24H254ZM248 26H250V27H247V29H246L245 31H246V32H249V33H250L251 31H253L252 29H254V30H260V29H259L260 26H261L260 28H262V25H260V26L258 27V26H257V23H256V26H257L256 28H255V26H254V27L251 26V25H248ZM73 27H74V28H79V27L82 28V26H80V25H78V27H76V25L73 26ZM83 27H84V26H83ZM154 27H155V31H154ZM157 27H158V28L160 27V28L158 29ZM251 27H253V28L251 29ZM85 28H86V27H85ZM156 28H157V29H156ZM257 28H258V29H257ZM82 29H83V28H82ZM151 29L154 31V34L157 33L156 36L153 35V33H152L153 31H152ZM162 29H163V28H162ZM184 29H185V28H184ZM248 29L251 30V31H249ZM150 30H151V31H150ZM157 30H158L159 32H158ZM166 30H167V32L169 31L168 29H166ZM166 30H164V31H165L164 33H166ZM182 30H183V28H182ZM236 30H237V29H236ZM236 30L234 31V33H233V32L231 33V36H228V37H229L230 42L233 41V40H235V41H233V42H234V43L237 42V43L234 44V45L239 46V44H240V45L243 44V43H241V41L243 42V38L240 37L241 39H240V41H239V37L237 36V32H236ZM238 30H237V31H238ZM243 30H242V31H243ZM156 31H157V32H156ZM139 33H140V32H139ZM162 33H163V32H162ZM162 33L160 32V33H159L160 36H159V35H158V36H159V37H161V35L163 36L164 33H163V34H162ZM151 34H152V35H151ZM232 34H233V36H232ZM234 34L237 36L238 40H237L236 36H234ZM229 35H230V34H229ZM232 37H233V38H232ZM235 38H236V39H235ZM231 39H232V40H231ZM161 40H162V41H161ZM153 41H154V42H153ZM233 42H232V43H233ZM263 42H264V40H263ZM244 43H245V38H244ZM158 44H159V45H158ZM160 44H161L162 47L160 46ZM192 45H194V44H190V45H188L189 50L187 49L188 47L185 48V50H187L188 55H189V53H190V56H189V57H186V52H185V51H184V52L182 51L183 53H182V52H180V53H171V55L168 56V58L170 57L169 59H174V60L177 59V60L182 61V60H181V57H182V59L187 60V61H185L184 63L181 62V65H182V66L184 65V67L181 66V68L179 67V70H178V71L181 72L182 76L186 79V80H185V83H186L187 85L185 84V87H184L182 90H181V88H179V89H175L176 91L174 90V91H175L174 93L179 92V95H177V93H176V95H175L174 93H173V94L171 93L172 95H175L176 97L178 96V98H176V97L173 96V97L175 98V99H174V98L172 97V95H171V96H170V97H171L170 102H169V100H168V101L166 102L167 104H166V103L163 104V106H164V107H163L162 104H160L161 102H160L158 99H156V101H157V103L160 104L161 106L155 104L156 101H155L154 99H153V101H155V103L151 100V97H152L151 95L148 94L149 97L147 96V92H149V91L145 92V90H147V89L142 88V90H141V87H139V88H140L139 90H141L142 93H144L143 95H145V98H144V96H142V93H139V92H141V91H139L137 88H134V89H133L134 91H135V89H137V90L139 91V92L136 91L137 93H136V92L134 93V91L131 89V90L133 91V93H134V97L136 96V97L134 98V99H136V100H135V103H138V102H139V103H138V104H135V103L133 102L134 100H132L131 102H129L130 105H128V102H127V107H128V109H130V110L133 109V108H129V107H134L133 110L135 111V113H136V111H137V113L140 114L139 116H138V114H133V116H134V115L137 116L136 119H138V118L141 116V117L139 118V121H136V123L138 122V124H137L136 127H137V129H138V127L141 126V122H142L141 119H143L142 127L139 128L138 131H142V132H140V134L143 133V132L146 133L147 131L151 133L152 131H154V130L156 129L157 124H156V121H155L154 118H156V120H157V117L160 115V112H159L160 109H161V113L164 112V115H167V116H164V117L162 118L161 121H163V122H164V121H165V122L167 121V122H168L169 119H170L169 117H171L170 115H175V114H174V112H175V111H174V107L177 106V107H175V109L177 108V109H176L177 112H176V115H175V116L178 117V119L180 120L181 124L183 125V126L181 125L180 128H179V131L182 132V135L180 134L178 137H177V136L174 137V138L177 139V141H176V139H174V138H167V136L169 137L170 135H167V136L161 137L162 139L159 138L160 141L163 140V142H165V144H164L162 141H161V142L158 141L159 139H158V140L156 139L157 145H158V144H159V145H162V143H163V146H166V145H169L170 147L172 146V147L170 148V150L173 148V145H174V148H175V147H176V148H175V151H173V149H172V153L176 152L175 154H180V156H181V154L184 155L185 153H184V151H183V148H184V150L186 149L185 151H188V149H190V147H191V149H190L189 151H192L193 148H196L195 145H197V143L200 142V140H199V139H200L199 136H201L200 134H203V133L205 132L204 129H203V126H204V128H205L206 125H207V123H208V125H207V127H206V128H209L208 130L211 129V130L214 132V135H216V137H217V134H220V135L218 136V137H219L218 139H219V142H220V143H219V142H218V143L215 142L216 139H217V138L215 139V136H214V138H213V136H211V138L215 139V141H213V140L210 141V139H208V138H205V140L207 139V140L210 141V143H211L212 145H214V146H216V145L218 146V144H219V146H221V143H222V146H221V147L218 146L220 149H219L217 146L214 148V150L212 151V153L214 152L213 155H214V154L216 155V151L218 150L217 153L221 154V155H218V156H222V155H224L223 158L220 157L219 159H220V160H225V161H226L227 156H228V154H229L228 152H231L230 155H229V157H231V158H230V159H229V158L227 159V163H229L227 168H226L227 165H226V166L223 165V166L221 167V164H220V163H217L216 160L214 161V163L216 162V163H215V164H216V167H217L218 164H220V165H219L220 168L217 167V169H219V171L221 172V174H222L224 171H226V172L229 171V173H230V170H232V169H230V168H232V167H229V166L231 165L232 162H233V164H234V161H236L237 164L239 163V164H238L239 167L236 165V166L234 167L235 170H232L233 172H234V171H239V170L242 171V172H244L245 170H248V169L251 170V171H252V174H254V175H255L256 172H257V174H256L255 176H257L258 178L255 177V176H253V175L250 173V171L248 170V171H249V174H251L250 176H253V177H254V178H253V177H252V178L254 179L256 190H258V189L260 188V190H258L257 193L260 192V195H261V194L264 193V190L261 189V186L264 185V176H263V173L261 172V171H264V170H263L264 168H262L264 165L262 164V162L256 160V158H257L258 156H256L254 153H253L252 156L255 155L256 158H255V157H251V159H250L251 162L249 161L248 164H247V162H246V163L243 162L244 164H242L241 162H242L243 160L241 161V157L239 156V155H240V153H239L240 151L237 149V148H239V147H238V143H235V142H238L237 140H239V139H237V137H235V136L239 135V133H238L237 130L241 129L242 124L245 123L244 121H247V120L249 119L248 116H247V114H248V115L250 116V121L248 120V121H249L248 125L252 122V129L250 128V126H248V127H249L250 130H252L254 133L256 132V133L254 134V133L251 131V132L255 135V137H256V134H257V138H256L257 141H256V142H258V140H259V144H261V146L258 147L259 144L257 143V147L254 146V149H253V150H254V151L257 150V153H258V154L255 152L257 155H259L260 153H263V152L258 151V149H260V148L264 145V141H261L262 139L260 138V135H264V132H263V134H260V135H259L256 129L259 128L258 130H260L261 127H262V125H263L261 131H264V120H263V119H264V117H263L264 113L261 112V111L264 109V99H263L264 97L259 98V97L262 96V95L264 96V88H263L264 86L262 85L263 87H261V85H258V84H257V85H258L259 87H258L257 85H254V86H253V84H256V83H257V82H255L257 78H255V80H253V79L250 78L251 81H254L253 84H252L251 81H250V83L247 82L248 84H250V85H248V84L246 83V84L249 86V88H247L248 86H244V85H243V86H241V87H244V89L246 88L247 90H244V89L242 88L241 91H239L238 88H241V87H238V86L242 85V83L244 82V81H243V82L241 81V83H239V81H240V80H243L244 77L237 78V79L235 78L236 76L233 77L234 80H237L236 85H234L235 82H234V84H231L232 82L230 83V81H231L233 78H232V79L229 78L230 75H231V73H232V76H233V75H234L233 73L236 72L237 70H233L234 68H233V69L230 68L232 71H234V72H230L231 70L227 67L228 69L226 68L227 70H225L227 73H226V74H223V73H222V74H223V77H221V79H220V76H221L220 72L217 73L218 70H217V71H214L213 69H210V68H214V67L216 66V65H215L216 63H217V65H218V61H216V60L214 59V60L216 61V62H215L213 59H209V58H210V57H211V58H215L216 56H218V58H219V57L222 58L223 52L221 53V51H224L222 46H220V47H222L221 49H220V47H219L218 49L215 48L216 50H214V48H213V50H211V51H210L211 47H210V49H209L208 47H203V48H202L203 51H202V50H200V49H198V48L195 50V49H194L195 45H194V46H192ZM244 45H245V44H244ZM190 46H191V47H190ZM159 47H160V48H159ZM167 47H168V46H167ZM196 47H197V46H196ZM196 47H195V48H196ZM239 47H240V46H239ZM164 48H165V49H164ZM192 48L194 49V52H193V53H195V51H196L195 56L192 55ZM240 48H241V47H240ZM157 49H158V50H157ZM161 49H162V50H161ZM205 49H206V50H205ZM198 50H200V51H198ZM204 50H205V51H204ZM188 51H189V52H188ZM190 51H191V52H190ZM201 52H202V55H203V56L205 55V56H204V60H206V59H208V61H209V60H210V61L212 60V61H213L212 64L215 62V63H214L215 66H214V67H212L213 65L211 64V62L209 63V64L211 65V66H210V65L207 63V62H208L207 60H206V61H207L206 63H203V62H202L203 60H200V58L202 57ZM198 53H200L199 56H198ZM224 53H225V51H224ZM247 53H248V51H247ZM259 53H260V52H259ZM259 53H258V55H259ZM225 54H226V53H225ZM249 54H250V52H249ZM260 54H261V53H260ZM176 55H178V56H176ZM182 55H183V56H182ZM220 55H221V56H220ZM258 55L256 54V56H254V57H259ZM192 56H194V59H193ZM196 56H197V57H196ZM200 56H201V57H200ZM191 57H192V58H191ZM198 57H200V58L198 59V60H200V61H197L196 58H198ZM223 57H225V55H223ZM190 58H191V59H190ZM216 58H217V57H216ZM220 58H219V60H220ZM249 58H250V57H249ZM249 58H246V59H244V60L246 61V60L249 59ZM192 59H193V60H192ZM195 59H196V61L199 63V65H200V63L205 64V67H203L202 64H201V66H200L199 68H198V67H195L196 65H193V64H195V62H194L193 64H187V63H190V62H188V61L191 60V63H192ZM202 59H203V58H202ZM250 59H251V61H254L255 58L253 59V58L251 57ZM250 59L247 60L246 62L248 63V61H250ZM252 59H253V60H252ZM256 59H257V58H256ZM256 59H255V60H256ZM258 59H259V61L257 60V61H254V62H255V64H256V66L258 65V68L260 69V66H261V67L263 66V65H261V63H263V62H262L263 60H262V61H260V60L263 59V58H262V56H261V57H259ZM184 60H183V61H184ZM217 60H218V59H217ZM197 62H196V64H197ZM254 62H253V63H250V64H254ZM259 62H261V63H260V66H259ZM244 63H245V62H244ZM247 63H246V65H249V64H247ZM207 64H208V65H207ZM255 64H254V65H255ZM263 64H264V63H263ZM189 65H190V66H189ZM191 65H193V66H191ZM199 65H198V66H199ZM219 65H220V64H219ZM219 65H218V66H219ZM190 67H191V69H190ZM192 67H193V68H192ZM216 67H217V66H216ZM183 68H187V72H186L185 74H183V73L186 71V69H185V71H183ZM200 68H201V69H200ZM218 68H219V67H217V69H218ZM180 69H181V70H180ZM191 70H192V71H191ZM219 70H222V69H219ZM228 70H230V71L228 72ZM261 70H262V68L260 69L259 72H261ZM182 71H183V72H182ZM209 71H210V72L212 71L213 74H214V73H217V74H218V75H217V74H216V75L214 74L215 76H213V74H211V75L214 77V79L211 80L212 82L210 81V79L213 78V77H212L211 75H210L211 77L208 76V73H210ZM223 71H224V70H223ZM223 71H222V72H223ZM263 71H264V67H263ZM263 71H262V72H263ZM224 73H225V72H224ZM239 73H240V72L237 71V76H238ZM186 74H187V75H186ZM198 74H199V76L196 77V79H197V78H200V80L197 79V81H195V80H196V79H195V75L197 76ZM235 74H236V73H235ZM219 75H220V76H219ZM226 75L229 76V77H228L229 79L227 78ZM240 75H242V74H240ZM240 75H239V77H240ZM204 76H207V77L204 78ZM218 76H219V77H218ZM225 76H226V80H227V82H229L231 85L237 86L236 88H237L238 91L236 90V88H235L234 86H232V87L235 88V89H233V88L231 87V89L233 90V91H232L233 93H232L231 91H230V93L233 94V95H234V93H235V95H234L235 97L232 98V99H236V95H237V94H239V95L243 94V95L245 96L246 93H247L246 91H248V90H251V91H252V89H255L256 91H257V90H260V92H261V91H263V92L260 93L259 96H257V95L259 94V91H257L258 94H257V92L255 93L254 90H253L254 93H253V91H252V94H251V92L249 91V92L247 93L248 96H247V95H246V96L249 97V99H252L251 96L254 95V96H253V99H254V100L252 99V100H249V101H246V102H244V100H245L244 98L242 99V101L237 100V99H238V97H237V99H236L235 102H238L239 105H240V103L242 102L241 105L244 106L245 109L242 110V108H243V107H242L241 110H242V111L245 110L244 112H242V111L239 112V111H238V110H240V109H239L240 107L238 108L239 105H238V103H237V105H238V106H237L236 103L233 102L234 100L231 101V102H233L232 104L235 105L234 107H235V108L237 107L238 109H235V108L233 107V105H231V103L229 102V101H230L229 99L226 100V98H229V94H230V93L228 94V92H226V93L228 94V97L223 98V100L228 101L229 103H227V104L231 105L232 108H231V106L228 107V105L226 104L225 101H223V102H224L225 105H227V106L224 105V107H221V108H222V109H223V108H225V109L227 108L226 110H228V109L230 108V109H232L233 112L230 111V109H229V111H227V112H230V113L232 112L233 114L227 113L226 111H225V113H224V112L221 110V112H223L224 114H226V115H225L226 117L224 116L223 113H222V115H223L225 118H223V117L221 116V114H220L221 119L223 118L222 121H221V119L219 118V121H220V122L218 121V123H217V122L215 123V122L213 121V120H214V116L217 115V114L219 115V113H220V109H221V108H219V107L222 106V105L224 104V103L221 104V102H219V101H220V100L222 101V97L226 96V95H223V92H224V91L222 90V87H223V86L226 87V84H227V86L230 85L229 83H226V84L224 85L223 82H226L225 80H223V79H225ZM232 76H231V77H232ZM242 76H243V75H242ZM189 77H190V78L194 77V79L192 78V82H191V80H190ZM215 77H217V78L219 79V81H221V82L223 83L222 85L220 84L219 86H216V87H218V89H217L216 87L214 88V84L216 83V80H217V79L215 80ZM256 77H257V76H256ZM187 78H188V79H187ZM201 78L204 79V80H203L204 82L201 81ZM222 78H223V79H222ZM238 79H240V80L238 81ZM250 79L247 78V79H244V80H245V82H246V80L249 81ZM228 80H230V81H228ZM205 81H210V83H209V82H205ZM217 81H218V80H217ZM219 81H218V84H219ZM232 81H233V80H232ZM214 82H215V83H214ZM245 82H244V83H245ZM194 83H195V84H194ZM207 83H209V84H207ZM213 83H214V84H213ZM237 83H238V84H237ZM212 84H213V86H212ZM228 84H229V85H228ZM246 84H245V85H246ZM193 85H194V86H193ZM198 85H200V87H199ZM201 85H202V86H201ZM208 85L211 86V87H208V89L210 88L211 90H210V89H209V90L206 89ZM251 85H252L254 88L251 87ZM188 86H189V87H188ZM220 86H221V87H220ZM255 86H256L258 89L255 88ZM197 87H199L200 90H199V88H197ZM202 87H203V88H202ZM219 87H220L221 89H219ZM229 87H230V86H229ZM116 88H117V87H116ZM116 88L114 89L115 91H116ZM196 88H197V89H196ZM201 88H202V89H201ZM250 88H251V89H250ZM185 89H186V90H185ZM188 89H189V90H188ZM224 89H225V88H224ZM190 90H191V92H189ZM219 90H221V91L219 92ZM235 90L237 91V93H236ZM127 91H128V90H127ZM181 91H183V93H182L183 95L185 94V91L187 92V95H189V96L191 97V98H189V101H190L192 104L194 103V102H192V101H196L197 99L199 100V98H198L197 96H199V95H201V94L208 95V97H207V96L205 97V95H203V96L201 97V99H202V102L204 101L206 104H208V107H210L211 109H212V108L215 109V110L212 109V111H213L214 113L210 112V108H209V111H208L207 113H205V114H208V117H210V118L207 119L206 115L203 114L204 112H206V111H205L206 109H204V108H207V106H204V107H203V105H206V104L202 103V108L204 109V110H203V113L197 111V110H199V109L201 108L200 106H199L200 108H198V109H197V107L194 108V109H196L195 112H197V114H200V113H201V116L197 115V114L194 112V110L191 109V107H192V106H191V103L188 101V98H187L185 95H184V97H182L183 99H182V98H179V97L183 96V95L181 94ZM195 91H196V92H195ZM206 91H207L208 93H207ZM213 91H214L215 93H214ZM225 91H226V90H225ZM130 92H131V91H130ZM204 92H206L207 94L204 93ZM210 92H212V93H210ZM217 92H218V93H217ZM133 93L130 94L129 92H127V95L129 94L128 96L131 95V97H132V96H133ZM192 93H193L194 96L191 95ZM194 93H195V94H194ZM216 93H217V94H216ZM219 93H220L221 95H223V96L219 95ZM226 93H225V94H226ZM214 94H215V96H214ZM231 94H230V95H231ZM255 94H257V95H255ZM127 95H126V97H127ZM137 95H138V96H137ZM140 95H141V96H140ZM218 95H219V96H218ZM243 95H241V96L243 97ZM249 95H251V96H249ZM231 96H232V95H231ZM255 96H256V98H257V97L259 98V99H257V102H258L259 105H260V106L258 107V108H260L259 110H258L257 107H256V108H257V110H256V108H255V106H254L255 104L253 103L254 101H256V99L254 98ZM139 97H140V98H139ZM146 97H147V98H146ZM185 97H186V98H185ZM203 97H205V98H203ZM210 97H212L213 99H216V98L218 97L219 100H214V101H213L212 98H210ZM219 97H221V99H220ZM242 97H240V98H242ZM247 97H245V98H247ZM132 98H133V97H132ZM149 98H150V99H149ZM172 98L174 99L176 105H173L174 102L172 101V100H173ZM193 98H194V99H193ZM195 98H197V99H195ZM209 98H210V99H209ZM230 98H231V97H230ZM126 99H127V98H126ZM126 99H124V100H126ZM143 99H144V100H143ZM179 99H182L183 101H184V99H186L185 101H186L187 103H188V102L190 103V107H189V103H188V108L185 107L186 109H184V106L187 105L186 102H185V105H182V106H181V104L184 103V102H182V103H180V104L178 105L177 103H179V102L182 101V100H180L179 102L176 103V101H178ZM232 99H231V100H232ZM247 99H248V98H247ZM247 99H246V100H247ZM261 99H263V101H262ZM124 100H123V101H124ZM145 100H146V102H145L146 104H145V103H144V104L146 105V107H144L145 105L142 104ZM149 100H150V101H149ZM208 100H209V102L212 100L211 102H212V104L215 105V106H213L212 104H210L211 102L209 103ZM260 100L262 101L263 104L261 103ZM136 101H138V102H136ZM147 101H148V102H153V106H152V104H150V103H149V104H150L152 107H150V105H147ZM171 101H172L173 103H172ZM215 101H218V102H215ZM239 101H240V102H239ZM113 102H114L113 100L108 101L107 104H106V105H107L106 107H110L111 105H112L111 107H113V106H114V103H113ZM115 102H116V101H115ZM141 102H142V103H141ZM168 102H169V103H168ZM199 102H201V101L199 100ZM199 102H198V103L195 102V103H197V104H194L193 106H197L198 104L201 105ZM214 102H215V104H214ZM247 102H248L249 104L252 102L254 105H252V103H251L250 105H249V104H248V105L245 104V103H247ZM257 102H255V103H257ZM125 103H126V102H125ZM131 103H134V104H133L134 106H133ZM162 103H163V102H162ZM171 103H172V104H171ZM217 103H220L221 105H220V104H217ZM234 103H235V104H234ZM139 104H141V105H139ZM165 104H166V105H165ZM216 104H217V105H216ZM108 105H110V106H108ZM115 105H117V104L115 103ZM131 105H132V106H131ZM138 105H139L140 111L137 110ZM142 105H143V107L145 108V109H144V108L142 107L144 110L140 107V106H142ZM155 105H156V107H154ZM168 105H169V106L171 105V108L169 107V110H170V111L173 110L172 113H170V115H169V112H168V111H169V110H168ZM210 105H211L212 107H211ZM219 105H220V106H219ZM241 105H240V106H241ZM251 105H252L253 107H252ZM262 105H263V106H262ZM135 106H137V108H136ZM157 106L159 107V109H158ZM165 106H166L167 109H165ZM172 106H174V107L172 108ZM179 106L182 107V108H181V107H180V108H181V109L183 110V112H185V113H188V111L190 112V110H191L192 113H190V115H194V116H195V114H196V115H197V118L195 119L193 116H192L193 118H192V117L190 118V115L188 116L189 113L186 114V115L188 116L189 119H188L187 117H184L183 115H185V113L183 114V112H182V113L180 112L181 110L179 111V109H178ZM215 107H216V108H215ZM249 107H250V108H249ZM113 108H114V107H113ZM150 108H153V109H150ZM155 108H156V109H155ZM163 108H164V109H163ZM192 108H193V107H192ZM202 108H201V110H202ZM254 108H255V109H254ZM261 108H263V109L261 110ZM108 109L110 110V108H108ZM147 109H148V110H147ZM157 109H158V110H157ZM188 109H189V110H188ZM216 109H219V110H218L219 113H218V112L216 113ZM253 109H254V110H253ZM109 110H108V111H109ZM111 110H112V109H111ZM141 110H142V111H141ZM149 110H150V111H149ZM151 110H152L153 112H152ZM165 110L168 112V114H166ZM185 110H187V111H185ZM192 110H193V111H192ZM201 110H200V111H201ZM207 110H208V109H207ZM223 110H224V109H223ZM104 111H105V113H107V109H104L103 111H100V110H99L98 112H100V115H101V113H104ZM115 111H116V108H115ZM115 111H114V113H115ZM148 111H149V112H148ZM155 111H156V112H155ZM259 111H260V112H259ZM95 112H96V111H95ZM98 112H97V113H98ZM111 112H112V114H113V110H112V111H109V112L107 113V114H108V117H107V114H106V117H105L106 121H105L104 119L102 120L103 116H105L104 114H102V118H101V116H100L99 114H98L97 116H95V118L99 116V117L96 118V119L101 118V120H100V125H99L100 128L97 129L96 126H93L94 130L91 129L92 125H94V122H92L93 119H92V120H89L90 122H88V121H86V120H87V119H90L91 117L88 116V118L86 117L87 119L84 118L85 121H86V123H87L86 126H89V125H90L89 123H93L92 125L89 126V128H90V130H93L94 133L92 132V134H94V136L97 134V133H95V132H96V131L99 132V130H100L101 128H102V129L100 130V132L103 131V133H102L103 136L106 137L107 135H109V131H110L111 128L113 127V124L111 125V122H110V121H112V123H113V120H111V119H113V116H112V114H110L111 116L109 115V113H111ZM144 112H145V114H144ZM157 112H159V113H157ZM253 112H254V116H253ZM97 113H94L93 115H95V114H97ZM133 113H134V112H133ZM193 113H195V114H193ZM209 113H210V114H209ZM211 113H212V114H211ZM257 113H260V114L258 115ZM143 114H144V115H143ZM262 114H263V115H262ZM186 115H185V116H186ZM234 115H235V116H234ZM243 115H245V117H247L248 119L246 120V118H245ZM257 115H258V116H257ZM120 116H121V115H120ZM149 116H150V117H149ZM152 116H153V117H152ZM182 116H183V117H182ZM198 116H199L200 118H198ZM241 116H242L244 119H242ZM259 116H261V117H260V119L257 120L258 122H254L253 120H256V118H257V117L259 118ZM92 117H94V116H92ZM109 117H112V118L109 119ZM142 117H143V118H142ZM179 117H181V118H183V119H181V118H179ZM205 117H206V118H205ZM231 117H234V118L236 117L235 119H236L237 121H236V120H234V121H235L236 123L240 121V122L238 123L239 125H240L242 122H244V123H242L241 126H239V125L237 124V126H236V127H238V129H237V128L235 127L236 123H235L234 121H230V120H229V119H231V120L233 119V118H231ZM262 117H263V119H262ZM95 118H94V119H95ZM146 118H147L148 120H144V119H146ZM149 118L152 119V120H149ZM254 118H255V119H254ZM121 119L123 120V118H120V120H121ZM163 119H165V120H163ZM191 119H192V120H191ZM193 119H194V120H193ZM199 119H200V120H199ZM206 119H207V120H206ZM109 120H110V121H109ZM120 120H118V121H119V124H120L121 122L123 123L124 120H123V121H122V120L120 121ZM153 120H154L155 122H154ZM186 120H187V121H186ZM190 120H191V122H192L193 124H191ZM195 120H197V121H195ZM204 120H205V121H204ZM208 120H210V121H208ZM260 120H261L262 123L259 122ZM101 121H102V122H101ZM145 121H149L150 123H151V121H152L151 125H150L149 123H147V122H146V123L149 124V126H147V128H148V127H149V128L151 127V128H153V129L150 128V129H151V130H150V129L148 128V129L150 130V131H149L147 128H145V127H146V126H145L146 123H144ZM157 121H158V124H159V119H158ZM216 121H217V120H216ZM229 121H230V122H229ZM103 122H105V124H106L107 122H108L107 124H110V125H107L108 129H107L106 125H105ZM109 122H110V123H109ZM153 122H154V124H153ZM203 122H204L205 125L203 124ZM212 122H214L215 125H213ZM233 122H234V123H233ZM253 122H254V123H253ZM122 123H121L120 125L123 127ZM143 123H144V124H143ZM184 123H185V126H188L187 124H191V125H195V126H191V125H189V126H191V128L188 126L189 128H186V127H185V129H184ZM198 123L201 124V126H202V127H200V125H199V127H198V128H200V130H201V128H202V130H203L202 133H200V131H198V130H199V129L197 128ZM210 123H211V126L209 125ZM246 123H247V122H246ZM260 123H261V124H260ZM129 124H130V125H129ZM147 124H146V125H147ZM152 124H153V126L156 125L155 128L152 126ZM227 124H228V125H227ZM229 124H230V125L233 124L234 126H233V125L229 126ZM253 124H254V126H255V125L257 126V127L255 126L256 129L254 128ZM259 124L261 125V127H258ZM95 125H96V124H95ZM117 125H118V124H117ZM125 125H126V126L123 127L124 129H123L121 126H119V125H118L119 127L116 128V127H117L116 124L114 125V126H115L114 128H115L116 130H118V131H121V133H122V131H123V133H126V131H127L126 129H128L129 132H131L130 130H132V129L135 130V128H134L135 125L132 126V125H131V121H130L129 123H126ZM139 125H140V126H139ZM143 125L145 126L144 128H143ZM212 125H213V128H214V129H216V128L218 127V128L216 129V131H218V132H219L223 127H225V128H224L225 130L223 129L224 132H222V135H221V131H222V130L220 131V133H216V131H215L214 129H212ZM224 125H225V126H224ZM226 125L229 126L230 128H229V127H226ZM260 125H259V126H260ZM104 126H105V127H104ZM110 126H111V127H110ZM129 126H130V127H133V128L129 129V128H130ZM208 126H209V127H208ZM214 126H216V127H214ZM103 127H104L105 129H104ZM109 127H110V128H109ZM127 127H128V128H127ZM193 127H194V128H193ZM220 127H221V129H220ZM233 127H234V128H233ZM89 128L87 129L88 131H90ZM95 128H96V130H95ZM120 128H122V130H119ZM125 128H126V129H125ZM181 128H182V129H181ZM206 128H205V130H207ZM226 128H227V129H226ZM228 128H229V129H228ZM231 128H233L234 130L237 129L235 133H233L234 130H232V131H233V132H232V135L228 132V131H231ZM41 129H42V128H41ZM41 129H40V131H41ZM106 129H107V130H106ZM109 129H110V130H109ZM140 129H141V130H140ZM144 129H145V130H144ZM183 129H184L185 131H186V130L188 131V130L190 129L191 131H190V130H189V131H190L191 133H192V132L194 133V131H196V129H197V131L199 132V135H198L197 131H196L197 136H196V133H195V134L192 133V134L194 135V136H193V135H191L189 132H186L187 135H185V133L183 132ZM194 129H195V130H194ZM219 129H220V130H219ZM254 129H255V131H254ZM105 130H106V131H105ZM108 130H109V131H108ZM125 130H126V131H125ZM133 130H132V131H133ZM143 130H144V131H143ZM193 130H194V131H193ZM208 130H207L206 132H208ZM211 130H210V131H211ZM248 130H249V129H248ZM128 131H127V132H128ZM145 131H146V132H145ZM212 131H211L210 135L213 133ZM225 131L228 132V133H226L227 135L224 134ZM206 132H205L204 135H205V136H208V137L210 138L209 134L206 133ZM239 132H240V130H239ZM13 133L15 134V136H16V135H20V137H21L25 142H27V144L31 145V146L34 148L33 150L37 149V151L39 152V150H40V148H41L42 152L44 151L43 148L40 146V145H41L40 143H42V142H41L40 140H37L36 137H32V136H31L30 134H28L27 132H23V131H21V130L19 129V126H17V128L13 131ZM90 133H91V131H90ZM106 133H108V134L106 135ZM144 133H143V134H144ZM183 133H184V140H182L183 137H181V136H183ZM188 133H189V135H188ZM215 133H216V134H215ZM249 133H250V131H249ZM261 133H262V132H261ZM92 134H91V135H92ZM140 134L138 133L135 137H134V136H133V137H127V140L129 139V143H128V141H126V140L123 139V138H121V140H123V142H122V141H121L120 139H118V138L116 139L115 137H111V138H110V140L112 141V142H111L109 139H106V140H105V138H102V135H101V134H99L98 136H97V135L95 136V142L97 143V147H93V148H92L93 151H92L91 148H90L91 150L86 151V155L89 154L88 156H90V157L94 156V155H95L94 153H97V154L99 155V152H100L99 157H100L103 153H105L104 151H106V150H103V151H100V150H99V149H102V148L104 147V146L101 145V144H103V143H104V145H105V148H108V149H107V152L109 151L110 153H112V151H113V150H112V151L110 150L111 147H112V149H114L113 147H114L115 145H118L119 148H120V146L123 148L124 144L126 143V145L124 146L123 149H121V150L119 149L121 152L118 151V150L115 151L116 149H114V151H115V155H116V152H118V154L121 155V158H120L119 155H118V157H115V156L112 155V154H108L109 156H111V158L109 157L110 160H107V166H108V167H107L106 164H105V166H106L105 168H106V169H103V168L101 169V168H99V169H101V170L98 169L99 172H96V173H97V174H98V173L101 174L103 171L106 172V170H108L109 166H110L109 169H110L111 171L108 170V173H105V172H104L103 174H101V177H100V174H98V175L96 174V176L100 177V181H98L99 178H97L96 176H95L96 178H94V179L97 180L98 182H101V181H102L101 178L103 179L102 176H104V174H106V175L109 174V176L107 175V179H110V181H109V183H108V185L110 184V186H108V185L106 184L107 181H105L106 183L104 182V187H105V184H106V187L108 186L109 189H110V187L112 188V186H115V185L117 184L118 186H115V187L112 188V190L115 188V190H116L115 193L117 194V196H116V194H113L114 191H113L112 195L115 196L117 199H116L115 201H112V200H114V198H112L113 196L110 197L111 200L107 199V200H108V203H107L108 205H107V204L105 203L107 200L104 199L103 197H105V198L108 197V198H109V196H111V193L109 194V196H105L106 193H104V191L106 190V189H105L106 187L104 188V191H103V188L101 187V189H102L103 192H102V191L99 192V191L101 190V189H99V188H98L99 191H98V190L95 191L94 189H97V188L93 187V188H94V189H93V190H94L93 192H96V193H97V191H98V194H99V195H100V194H104L103 197H102V195L98 196V194H97V195L94 194L95 196L98 197V199H95V200H99V197H101L102 200H105V201H102V204L105 203V204H104L105 206H106V205H107V206H110V205H109L110 201H111V202H117L119 206L122 205V204H123L122 206H125V204H124L125 201H124L123 203H121L124 199L122 198L121 195L118 194L119 190H120L121 188H123V187H129L130 185H132V187H134V186H133V184H134L133 182H137V183H138V187L141 186V188L143 187L142 189H144L145 187H148V184H149V183H152V182L155 181L154 179H155L156 175L162 173V172L160 173V171H159V170H161V171H163V172H167V173H169V174H168V178H170V175H171V176H172L171 178H172L174 181H175L176 178H178V179H177V183L180 185V188H182V189H180L179 191H181V190H183V189H184V190L182 191L183 194H182L181 192H179L180 197H179V198L177 197V198L180 199V198L183 197L184 195H188L187 197H185V196L183 197V198H185V200H186V198H187L188 200H187V202L184 201V202H186V203L183 204V205H182V203H184V202H183V200H184L183 198H181V199H183V200L180 199L182 202H181V201H176L177 198H176V200H171V201L178 202V203L170 202L171 205H175L176 207H175V206H171L170 203H169V205H168V203H167V205H166V203L164 202V204H165L166 207L163 208V209H161L160 211H158V212H162V213H164V215L162 214L163 216H161L160 213H158V212L156 213L157 216H159V219H160V217H161V219L164 218V219H166V220H168L169 218H172V220H175V219H173V218H177L176 221H179V220L182 221L183 218H186V219H187V218H188V219L191 218V219H189V220H188V219L186 220V221L189 222L190 220H192V221L195 220V218H200L201 215L203 216V213H208V211H210L211 214H210V213H209V214L212 215V216L214 217V216H215V213H214V212H215V211H214L215 209L213 208L214 210H212V208L210 207L209 209H211V210L206 209V212H205L204 205L202 206V204L205 203V202L208 203L207 201L210 200V199H211V201H212V198H213V201H212V202L210 201L209 203H211V205L215 206L216 203H218V202H215V204H213V203H214V200H215L216 198H218L219 196H216V198L214 199L215 196H213V195H216V194H213V193H214V192L212 193L213 190L209 188V187H210L209 185L213 183L212 181H211L212 183L210 182V183L208 184V182H209V180H208L207 184H205L206 186L204 185V182L206 183L205 178H204V177L200 178V176H203V175H201V172H202V174H203V170H201V172L199 173V175H197L198 177H196L197 179L200 178V181L197 180V179L195 178L196 180L194 179L193 182L196 181V183H194V184H197V185H195V186L193 185V186H192V187H195L194 190H196L195 192L193 191V193L197 194L196 192H197V189H198L199 192H200V193L198 192L199 196H204L203 199H202V198H199V197H198V198H195V199H197V201L200 200V201H199L200 203L203 202L202 200L205 199V202H203V203L200 205V203L198 202L199 204H197L196 200L193 198V196L195 197L196 195H194V194H193V196L191 195L192 192H191L190 189H192V187H189L191 183H189V182L185 181L184 179H182L181 176L179 175V173H177V172H179V171L181 170V169H180V168H181V167H180V166H181V164H180L181 162H180L179 160H172V158H170V159H171V160H170V159H169V156H168L169 152H164L165 150H164V151H162V150L159 151L160 149H158V147H155L156 145H154V147H155L156 149H154V147H153V148L150 147V146H152V144L155 143L154 141H152V140H154L155 137H152V140L149 139L150 141H152V144H151V142H148V141L145 140V142L148 143V144H146L145 142H143V140H141V141H142L143 143H145L147 146L144 144V145L146 146V148H144L145 146L143 145V146H142V150H141V146H138V148H136V149L138 150L139 147H140V150H141V151L138 150L137 154H141V157H138L139 155L137 156V154H136V151H137V150H135V154H136V156H137V157H136V161H135V159L133 158L134 156L132 157V155H133L132 152H134V149H135V147H136L138 144H139V145H142V144H143L140 140H139V141H140L142 144L138 143V141L135 140L137 136H138L137 138H139L140 136H143L142 134H141V135H140ZM236 134H237V135H236ZM253 134L250 133V134H248V135H253ZM139 135H140V136H139ZM147 135L152 136V135L149 134V133H148ZM190 135H191V136H190ZM212 135H213V134H212ZM223 135H224L225 138L223 137ZM229 135H230V137H229ZM233 135H234V136H233ZM145 136H146V135H145ZM145 136H144V137H141V139H144V138L147 139V138H149V136H147V137H145ZM185 136H186V137H185ZM195 136H196V137H195ZM226 136H228V137H226ZM231 136H233V138L236 139V141L234 140V141H235V142H234V143H235V146H234V144H232V143L229 142V141H231V140L233 141V138L231 139ZM109 137H110V136H108L107 138H109ZM179 137H181L180 139H181L182 141L179 139ZM193 137H194V138H193ZM198 137H199V139H198ZM201 137H202V139H204L203 135H202ZM220 137H221V138H220ZM222 137H223L224 139H223ZM248 137L252 138L251 136H248ZM255 137H254V139H255ZM262 137L264 138V136H262ZM39 138H40V137H39ZM113 138H115V139L112 140ZM125 138H126V137H125ZM131 138H135V139L131 141ZM150 138H151V137H150ZM165 138H166V139H165ZM185 138H186V139H185ZM189 138H190V139H189ZM228 138H229V139H228ZM238 138H239V137H238ZM259 138H260V139H259ZM98 139H100L101 141H99ZM139 139H140V138H139ZM194 139H195V140H194ZM197 139H198V141H197ZM218 139H217V141H218ZM230 139H231V140H230ZM107 140H109V141H107ZM118 140H120L119 142L121 143V145L119 144V142H116V141H118ZM124 140H125V141H124ZM147 140H148V139H147ZM193 140H194V141H193ZM102 141H103V142H102ZM113 141H114L115 143H117V144L113 143ZM130 141H131V143H134V144H131V147H132V145H133V148L130 147ZM133 141H134V142H133ZM136 141H137V142H136ZM170 141H172L171 143H174V144L171 145V143H169ZM180 141H181L182 143H181ZM187 141L190 142V143H188ZM196 141H197V143H195ZM202 141H203V140H202ZM224 141H226V142H224ZM227 141H228V143H227ZM251 141H252V142H251ZM260 141H261L262 143H260ZM100 142H101V144H100ZM124 142H125V143H124ZM153 142H154V143H153ZM166 142H167L168 144H167ZM185 142H186V144H185ZM192 142H193V143H192ZM248 142H249V143L251 142V144H252V143H253V140L248 139ZM256 142L254 141V143H256ZM17 143H18V142H17ZM109 143L112 144L113 146H112V145H109ZM122 143H123V144H122ZM127 143L129 144V146H127V145H128ZM187 143L189 144V146H187V145H188ZM215 143H216V145H215ZM0 144H1V143H0ZM135 144H137V145L135 146ZM149 144H151V145H149ZM184 144H185V145H184ZM191 144H192V146H194V147H192ZM194 144H195V145H194ZM231 144H232V147H231ZM236 144H237V146H236ZM18 145H19V146H17V145H16V146L18 147L19 152H18L17 147H16L17 150H16V149H15V150L19 153V159L23 158V159L25 160V159H27V158H31L30 160H32V159H33V158H32V155H33V153H35V152H34L32 149H30V150H32L33 152H32V151L29 152V154L32 153V155L30 154L31 157H29L28 155H25V154H24L25 152H23V151H24V147L22 146V143L19 142ZM42 145H43V143H42ZM148 145H149V146H148ZM199 145H200V146H199ZM249 145H250V144H249ZM254 145H255V144H254ZM0 146H1V145H0ZM94 146H96L95 143H94ZM110 146H111V147H110ZM169 146H168V147H169ZM183 146H184V147H183ZM227 146L229 147L230 150L228 149ZM35 147H38V148H35ZM39 147H40V148H39ZM98 147H99V148H98ZM109 147H110V148H109ZM125 147H127L126 150H125ZM129 147H130L131 149H128ZM147 147H148V148H147ZM226 147H227V148H226ZM234 147H237L235 151L232 150V148L234 149ZM95 148H98V149H96L97 151L95 150L96 152H94V149H95ZM151 148H152V149H151ZM187 148H188V149H187ZM217 148H218V149H217ZM251 148H253V144H252V147H251ZM1 149H2V148H1ZM38 149H39V150H38ZM143 149H144V153H143ZM145 149H148V150L151 149V150H149V151H151V152L148 153L147 150H145ZM226 149H228V150H226ZM261 149H262V151L264 150L263 148H261ZM123 150H124V151H123ZM131 150H133V151L130 152ZM152 150H153V151H152ZM155 150H156V151H155ZM195 150H196V151L199 150L202 154L204 153L205 155L208 154V151H207V153H206V151H205L206 149L203 148V146L201 145V142L197 145V149H195ZM225 150H226V151H225ZM37 151H36V152H37ZM65 151H66V152H65ZM65 151H63V149H61V148L58 147V148L55 150V152H54V153H55L54 157H56L55 159H57V157L60 156L62 159H63V158H64V159H65V158L67 159V158L71 157L72 160H73L74 157H75L76 161L73 160V161H74L73 163H74L75 168H76V164H77V165H78V163L80 164V162H77V160H79V159L76 158V156H77V155H76V152H74L73 150H67V149H65ZM68 151H69V152H68ZM90 151L94 152V153H93L94 155H93V154L91 155V154H90ZM98 151H99V152H98ZM122 151H123V156H122V154H121ZM127 151H128L127 154H129V153H130V155L132 154L130 158H131V159H132V158L134 159L135 162H134V161H133V162L136 163V165H137V166L135 165V166H136V169H138V171H144V169H145L146 174H145V172H144V175H146V176L143 175V178L145 177V179H144V180H145V183H147V181H148L149 183L145 184V183H144V180H142V179H143L142 176L139 177V176H140L141 174H143V173H141V172L139 173L136 169H133V168L130 169V167H128V166H129L128 164L131 163L132 160H131V162H130V161H129V158H128V160H127V162L129 161L128 164H127L125 161L121 160V159H124V160L127 159V158H123V157H128V155H124V153H126ZM193 151H194V150H193ZM220 151H221V153H220ZM223 151H224L225 153H223ZM227 151H228V152H227ZM232 151H234L233 154H232ZM238 151H239V152H238ZM2 152H4V151H2ZM38 152H37V153H38ZM40 152H41V151H40ZM67 152H68V153H67ZM140 152H141V153H140ZM145 152H146V154H147V153H148V154H151V153H152L151 155H147V157L149 156V158L152 156V159H151V163H152V164L150 163V161H149L150 159H149V158H145V157H144V156H146V155H145ZM160 152H161V153H160ZM177 152H178V153H177ZM181 152H183V153H181ZM252 152H253V151H252ZM259 152H260V153H259ZM37 153H36V154H37ZM56 153H57V154H56ZM70 153H71V154H70ZM72 153H73V154H72ZM142 153H143V157H142ZM154 153H155V154H154ZM157 153H158V154H157ZM186 153H187V152H186ZM222 153H223V154H222ZM234 153H235V154H234ZM236 153H237V154H236ZM20 154H21V155H20ZM27 154H28V153H27ZM67 154H69V155H67ZM113 154H114V153H113ZM238 154H239V155H238ZM39 155H41V154H39ZM130 155H129V156H130ZM183 155H182V156H183ZM208 155L211 156V154H208ZM26 156H28V157H26ZM37 156H38V155H37ZM116 156H117V155H116ZM177 156H179V155H177ZM180 156H179V157H180ZM233 156H235V157L233 158ZM34 157H36L35 154H34ZM38 157H39V156H38ZM60 157H58V160H55V159H54L56 162H55V161H53V162H55V164L57 163V161H58V163H60V162H59ZM96 157H98V156L95 155V158L93 159V161H94L95 159L97 160V159L99 158V157H98V158H96ZM113 157H115V159H113ZM214 157H215V156H214ZM216 157H217V156H216ZM237 157H239V159H238ZM71 158H69V159H71ZM92 158H93V157H92ZM116 158H119V159H118V160H119V161H118L119 163L117 162V168L119 169V167H120V169H119L118 171L121 172V174H120L119 176H118V174H116L117 169L115 168V165H114ZM137 158H138V159H137ZM140 158H145V160L147 159V163H146V164L148 165V164L150 163L149 165H151V166H148V167H147V165H144V163H142V162L144 161V159H143L142 162L140 161V162L142 163V164H140V163L138 162V160H141ZM155 158H157V159H155ZM232 158H233V159H232ZM236 158H237V159H236ZM254 158H255V159H254ZM23 159H22V160H23ZM62 159H60V161H61ZM111 159H112L114 162H112ZM235 159H236V160H235ZM252 159H253V160H252ZM98 160H99V159H98ZM233 160H234V161H233ZM255 160H256L257 162H259V163H258V164L255 163V162H254ZM79 161H80V160H79ZM109 161H110V165L108 164ZM120 161H121L122 163H126V165H128L127 167L129 168V170H128V169L126 168V165L124 164L125 168L127 169L126 172H129L128 175H127V173H126L127 176H126L125 179H123V178L125 177V174H124V173H125V168H124V166L121 168V166H122L123 164H121ZM172 161H173V162H172ZM228 161H229V162H228ZM75 162H76V164H75ZM94 162H95V161H94ZM137 162H138V163H137ZM179 162H180V163H179ZM58 163H57V164H58ZM111 163H113V164H112L113 166L111 165ZM154 163H155V164H154ZM174 163H175V164H174ZM214 163H213V164H214ZM55 164L53 163V165H50V167L47 165V167L52 168V167H54ZM119 164H120V165H119ZM157 164H158V165H157ZM179 164H180V166H179L180 168H178V165H179ZM210 164H212V162H210L209 165H210ZM215 164H214V167H215ZM233 164H232L231 166H233ZM245 164H247V165H245ZM41 165H42V164H40V166H41ZM43 165H44V164H43ZM43 165H42V167H44ZM80 165H81V164H80ZM80 165H78V166H80ZM118 165H119V166H118ZM132 165H134V164L131 163V166H132ZM152 165H153V167H154L153 170L156 169L158 172H157V171H153V173L151 172V171H152ZM154 165H155V166H154ZM160 165H161V168H160ZM173 165H174V166H173ZM175 165H176V166H175ZM209 165L206 166V168H207V167H210ZM234 165H235V164H234ZM241 165H242V166L244 165V166L242 167ZM258 165H259V166H258ZM37 166H38V165H37ZM37 166L35 165V168H36ZM51 166H52V167H51ZM78 166H77V170H78ZM135 166H133V167H135ZM138 166H139V167H138ZM254 166H255V167H254ZM42 167H40V168L37 167L38 170H37V169L35 170V168L33 169V167H32V169L35 170L38 174H40V173H41L40 171L42 170V173L45 174L44 171H46V170H43L44 168L41 169ZM57 167H58V166L55 165L54 168H57ZM112 167L115 168L114 171L116 170V171H115V174H113V175H112V173H114V172H112V171H113V170H112ZM149 167H151L150 170H148ZM155 167L160 168V169L158 170V169L155 168ZM174 167H176V168H174ZM236 167H238L239 170H238V169L236 170ZM241 167H242V168H241ZM54 168H53V170L51 169L53 172L50 170V174L47 172V171H48V169H47L46 174H45V175H47V174H48V175H52L51 178H50L48 175H47L48 177H46L45 175H44V177H43V176H42L43 174L41 175L42 178L46 179V181H47V179H49V180H51L52 178L54 179V177H53L54 174H53V173H54V171L56 170V169L54 170ZM80 168H81V167H79V169H80ZM139 168H140V169H139ZM142 168H143V169H142ZM240 168H241L242 170H241ZM247 168H248V169H247ZM261 168H262V170H260ZM39 169H40V170H39ZM121 169H123V170H121ZM132 169H133V170H132ZM166 169H167V170H166ZM207 169H208V168H207ZM207 169H206V170H207ZM226 169H227V170H226ZM243 169H244V170H243ZM131 170H132V171H131ZM147 170H148L149 172H147ZM223 170H224V171H223ZM122 171H123V172H122ZM232 171H231V172H232ZM240 171H239V172H240ZM259 171H260L261 173H260ZM109 172H110V173H109ZM111 172H112V173H111ZM239 172H237V173H239ZM254 172H255V173H254ZM77 173L79 174V173H81V171L78 170ZM82 173H83V172H82ZM82 173L80 174V176L82 175ZM229 173H228V172H227V173L224 172L225 175H229ZM94 174H95V173H94ZM110 174H111L112 176H111ZM123 174H124V177H123ZM134 174H135V175H134ZM224 174H223V175H224ZM235 174H236V173L234 172V176H235ZM261 174H262L263 178H262ZM56 175H57V173H56ZM85 175H86V174L83 173V176H85ZM106 175H105V176H106ZM129 175H130L129 179H130L131 177H133V178H132L133 180H136V178H137L136 175H138V180H136V181H132V183H131V181H129L128 178H127ZM132 175H133V176H132ZM149 175H150V176H149ZM154 175H155V177L153 178ZM54 176H55V175H54ZM57 176L59 177V174H58ZM57 176H56V177H57ZM78 176H79V175H77V178H76V185H75V183H74V185H75V191H74V193L76 192V194L73 193L74 186L71 185V189H72V190H71V191H72L71 193H73V195H71V199H72V197H73V198L76 197V199L78 198V200H76V199L73 200V201H75V202L77 203V204H76L77 206L74 205V202H72V203H73V204L71 203L72 205H70V204L67 203V204H68V207H67V206H65L66 204H65V201H64V200L61 201V203H59L60 201H58V204H61V205H62V203L64 202V203H63L64 205H62L64 208L61 206V208H62V209H61L60 206H58V204H57L56 202H55V204H53L52 201L49 202V200H51V197H49L50 195L47 194L48 197H49L50 199H46V198H45V199L47 200V202H49V204L52 203V206H53V207H51V205H48V204H47V206H48V208H47V209H48V212H47L46 209H45V208H46V205H45L46 200H45V202H44V201H42V199H41V197L44 198V195H45V190H42V189H41V188H43V189L45 188V182H46L45 180H44V182H43V187H42V185H41L42 182H40V183H39L38 185H36V186L33 185V184H32V185H33V186H32V185L30 184V187H34V186H35L34 189H35V190L37 189V191H35V190L33 189L34 192L36 193V194H33L34 196H33L32 194H30L31 192L29 193L28 191L23 190V191H22L23 193H22L21 191H20L19 193L17 192L18 195H16V196L14 195L15 197H13L12 200L10 199V201H8V202H6L7 200L5 199V203H4V201H2V199H1V202H2L3 204L0 202L1 205H2V206H0V219H1V218H2V219H3V218H6V219H5V220L3 219V221H5V224H4V222L1 223L2 221L0 220V228H1L0 230H2V231L0 232V234H1L2 232H3V234L6 233L5 230H7L6 228L8 227V228L11 229V232H12V233H11L10 231H8L9 229L7 230V232H9V233H11V234L14 233V234H13L14 236H15L16 234H19V233H21V235L24 233L23 235H24V237H26L25 234L28 235V233L31 232L30 235H34V234H36V233L38 232V230L40 231V234H41L42 231L45 230L44 228H46V231H47V232L45 231V233H44V234L46 235L44 238L46 239L48 233H49L48 235H51L53 232L56 233L57 228H59L58 230L62 229V227L60 228L59 226H57L56 229H53V230H55V231H53V230L51 231V230L49 229V231H51V234H50V232L48 231V228H47L46 223H43V222H46V219L43 220V222H42V219H41L42 216H43V218H48V215H45V216H44L45 212L49 213V215H50V213L52 212V210H53V213H51V214H54L53 216H55L56 213H57L58 216H56V217H59L60 214H61V217H63V218L66 217L67 215H68L69 217L75 215L76 218H77V215L79 214L81 217H83V218L85 217V218H86V217H87V215H86V213H85L86 211L84 212V214H82L83 211H82V213H76V212H78L79 207H80V205L78 206V202H79V204L83 202L82 200H80V199H82V198H79L77 193L80 192V194H81V193H82L81 191H82V190H85V187H86V190H88V188L90 187V185H88L89 187L86 186V185H84V184H87V182H88L87 177H86V178L83 177V178H85V179L87 180L86 182H84L85 179L83 180V178H82V179L79 181V179H80L81 177L78 178ZM93 176H94V175H93ZM110 176H111V177H110ZM151 176H152V177H151ZM109 177H110V178H109ZM113 177H114V178H113ZM122 177H123V178H122ZM135 177H136V178H135ZM60 178H61V177H60ZM104 178L106 179V177H104ZM116 178H117V181L115 180ZM121 178H122V179H121ZM134 178H135V179H134ZM139 178H141V180H140ZM255 178H257V179H255ZM261 178H262V180H263V184H262V185H260L261 182H262ZM53 179H52V180H53ZM111 179H112V181H111ZM118 179H120V180L118 181ZM132 179H130V180H132ZM201 179H203V180H205V181H203V180H201ZM206 179H207V178H206ZM259 179H260V181L258 182V185H259V186H258V185L256 186V184H257L256 181H258ZM60 180H61V179H60ZM60 180H58V181H60ZM82 180H83V181H82ZM124 180H126V181H124ZM127 180H128V181H127ZM151 180H152V181H151ZM180 180H181V181H180ZM182 180H183V181H182ZM255 180H256V181H255ZM53 181H57V179H55V180H53ZM141 181H142L144 184L141 183ZM179 181H180V182H179ZM198 181H199V184H198ZM201 181H202V183H201ZM60 182H61V181H60ZM60 182H59V183H60ZM73 182H74V181H73ZM78 182H80V184H78ZM81 182H82V184L84 183V184H83L84 186H82ZM98 182H96L97 185H98ZM102 182H103V181H102ZM127 182H129L130 185H129V184H126ZM111 183L113 184L112 186H111ZM114 183H115V184H114ZM121 183H122V184H121ZM124 183H125V184H124ZM139 183H140L141 185H140ZM241 183H242V182H241ZM241 183H240V184H241ZM259 183H260V184H259ZM62 184H63V183L61 182V183H60L61 186L65 185V184H63V185H62ZM77 184L80 185V187H77V186H78ZM102 184H103V183H102ZM201 184H202V185H201ZM243 184H244V186H245L246 183H242V186H243ZM97 185H95V186L97 187ZM126 185H127V186H126ZM128 185H129V186H128ZM146 185H147V186H146ZM199 185H200V186H199ZM203 185H204L205 187H204ZM100 186H101V185H100V183H99V187H100ZM102 186H103V185H102ZM121 186H122V187H121ZM135 186H136V185H135ZM197 186H198V187H197ZM201 186H202V187H201ZM211 186H212V185H211ZM214 186H215V184H213V187H212V188L217 187V186H215V187H214ZM28 187H29V186H28ZM83 187H84V188H83ZM108 187H107V189H108ZM187 187H188L189 192H188V190H187ZM196 187H197V188H196ZM203 187L206 188V189H203ZM207 187H208V188H207ZM257 187H259V188H257ZM79 188H81V189H80L81 191H78V192H77L76 190H77V189L79 190ZM116 188H117V189H116ZM201 188H202L203 190H202ZM217 188H218V187H217ZM217 188H215V189H216L215 192H217ZM90 189H91V187H90ZM135 189H137V190L139 189V191H141V192L143 191L142 189L140 190V188H137V187H135ZM148 189H149V187H148L146 190L144 189V192H145L146 194H147V193H150V194H147V195L151 196L152 193H151V192H147ZM200 189H201L202 191H201ZM209 189H210V190H209ZM263 189H264V188H263ZM33 190H32V192H33ZM110 190H111V189H110ZM204 190H205V191H204ZM208 190L210 191V195L212 194L213 197L209 195ZM211 190H212V191H211ZM261 190H262L263 193L261 192ZM24 191H26V192H24ZM40 191H41V192H40ZM42 191L44 192V193H43L44 195H41V194H42ZM88 191H89V190H88ZM90 191H91V190H90ZM106 191H107V190H106ZM149 191H150V190H149ZM186 191H187V192H186ZM110 192H112V191H110ZM141 192H140V193H141ZM144 192H142V193H144ZM190 192H191V193H190ZM202 192H203V193H202ZM20 193H22V194L20 195ZM89 193H90V192H89ZM184 193H185V194H184ZM186 193H187V194H186ZM205 193H206V196H205ZM15 194H16V193H15ZM29 194H30V195H29ZM80 194H79V196H81ZM92 194H93V193H92ZM92 194H91V195H92ZM179 194H178V195H179ZM201 194H202V195H201ZM258 194H259V193H258ZM107 195H108V194H107ZM217 195H218V193H217ZM263 195H264V194H263ZM92 196H93V195H92ZM197 196H198V195H197ZM209 196H210L211 198H210V199H207V198H209ZM257 196H258V195H257ZM0 197L4 199V197H2V196H0ZM45 197H47V196H45ZM48 197H47V198H48ZM118 197H119V198H118ZM188 197H189V198H188ZM191 197L193 198V200L191 199ZM259 197H260V196H259ZM261 197H262V195H261ZM263 197H264V196H263ZM121 198H122L123 200H122ZM120 199H121L122 201H121ZM198 199H199V200H198ZM206 199H207V201H206ZM40 200H41V201H40ZM117 200H118L119 202H118ZM71 201H72V200H71ZM71 201H70V202H71ZM80 201H81V202H80ZM100 201H101V200H100ZM100 201H98V202L100 203ZM215 201H216V200H215ZM219 201H220V199H219ZM42 202H44V203H43L44 205L42 204ZM68 202H69V201H68ZM70 202H69V203H70ZM117 203H116V204H117ZM82 204H83V206H81L82 208H80V209H81V210H85V208H84V202H83ZM82 204H81V205H82ZM161 204L163 205V203H161ZM161 204H160V205H161ZM42 205L45 206V208H44L45 211H44V210H40L41 212L39 213V211H38L39 208H40V209L43 208ZM69 205H70V206H69ZM73 205H74L75 207H73ZM178 205H179V206H178ZM49 206L51 207L50 209H49ZM57 206H58L61 210L58 209ZM71 206H72L73 209L71 208ZM107 206H106V207H107ZM167 206H170V207H167ZM54 207H56V208H54ZM76 207H77V208H76ZM174 207H175V208H174ZM166 208H167V209H166ZM168 208L171 209V210H169ZM57 209H58V210H57ZM63 209H64V210H63ZM67 209H68L69 212H67V214H66ZM70 209L75 210V211H76V209H77V211L75 212L76 214L74 213V215H73V212H74V211L72 212V210H70ZM165 209H166L167 211H165ZM255 209H256V208H255ZM255 209H254V210H255ZM49 210H50V212H49ZM54 210H55V211L57 210V211L54 212ZM81 210H79V211L81 212ZM201 210H204L203 213H202ZM42 211H44V212H43L44 214H42ZM63 211H65V212H63ZM163 211H165V212H163ZM71 212H72V214H71ZM212 212L214 213V215H213ZM257 212H258L257 210L254 212V214H253V212H252L251 215H250V218L253 217L252 219L255 220V219L259 216V214H255V213H257ZM37 213H38V214H41L42 216H41V215H37ZM47 213H46V214H47ZM59 213H60V214H59ZM68 213H69V214H68ZM169 213H170V214H169ZM198 213H199V214H198ZM224 213H226V211H225ZM81 214H82V215H81ZM147 214H148V213H147ZM147 214H146V215H147ZM153 214H154V213H153ZM156 214H155V215H156ZM159 214H160V215H159ZM168 214H169V215H168ZM222 214H223V213H222ZM252 214H253V216H252ZM84 215H85V216H84ZM205 215H206V214H204V216H205ZM255 215H256V217H255ZM257 215H258V216H257ZM40 216H41V218H40V220H39L38 218H39ZM50 216H51V215H50ZM80 216H79V218H80ZM149 216H151V215L149 214L148 217H149ZM208 216H209V215L207 214V219L209 220V218H211V217H208ZM51 217H52V216H51ZM51 217H49V218H51ZM213 217L211 218L212 220H214ZM223 217H224V215H221L220 218H223ZM23 218H29V219L27 220V223H26V220H25V221L23 220ZM167 218H168V219H167ZM178 218H179V219H178ZM193 218H194V219H193ZM215 218H216V217H215ZM217 218H218V217H217ZM224 218H225V217H224ZM34 219H35V220H34ZM54 219H55V218H54ZM161 219H160V220H161ZM164 219H162V220H163L164 222H167V224L169 225L171 219H170L169 223H168V221H165ZM21 220H23V221H21ZM30 220H31V222H30ZM33 220H34L36 223H35ZM36 220L38 221L39 224L41 223L42 225L40 224V226H37V225H36V224H37V221H36ZM184 220H185V219H184ZM254 220H253V221H254ZM6 221H7V222H6ZM164 222H163V223H164ZM171 222H172V221H171ZM6 223H7V224H6ZM9 223H10V224H9ZM13 223H14V224H13ZM20 223H21V224H20ZM29 223L32 225L31 227H30V224H29ZM33 223H35V226H36V227L33 226V225H34ZM174 223L176 224L177 222L174 221ZM181 223H182V222H181ZM181 223H180V224H181ZM186 223H187V222H185V224H186ZM193 223H194V221H193ZM193 223L191 224V226L193 225ZM8 224H9V226H8ZM15 224H16V225H19V224H20V225H19V226H20L19 228L22 229V230L19 231L18 233L16 232V230H14V228L17 227ZM23 224L25 225L24 228H23ZM27 224H29V225H27ZM39 224H38V225H39ZM56 224H57V222H56ZM164 224H165V223H164ZM164 224H163V225H164ZM171 224H173V223H171ZM182 224L184 225V221H183ZM182 224H181V226H180V225L177 223V225H179V226L181 227V230L185 229V231H186V228H187L188 226L185 225V226H187V227H185V226H183ZM5 225H7L6 228H4ZM13 225H14V226H13ZM26 225H27V226H26ZM45 225H46V227H43V226H45ZM165 225H166V224H165ZM188 225H190V224H188ZM2 226H3V227H2ZM21 226H22V227H21ZM41 226H42V227H41ZM27 227H28V228H27ZM29 227H30V230H32V231H27V230H29ZM38 227H39V228H38ZM17 228H18V227H17ZM19 228H18V229H19ZM25 228H27L26 231H25ZM37 228H38V229H37ZM188 228H189V227H188ZM190 228H191V227H190ZM190 228L187 230V233H188V231H190V233L192 232V234H191L192 236L189 235V234H187L186 232H185L184 234H187L186 236L188 237V239H189V241H190L189 243H191V244H197V246H198V245H199V244H198V241H199L198 239H199V238H197L196 235H195V236L193 235V233H195V232L193 231V228H192V230H190ZM4 229H5V230H4ZM18 229H17V231H18ZM19 230H20V229H19ZM34 230H37V231H36L34 234H32V232H34ZM4 231H5V232H4ZM60 231H61V230H60ZM60 231H59V232H60ZM183 231H184V230H183ZM199 231H200V232H203V230H199ZM199 231H198V232H199ZM57 232H58V231H57ZM9 233H8V234H9ZM15 233H16V234H15ZM37 234H38V233H37ZM40 234H38L37 236H36V235L33 236V238L30 236V237L33 239V240L31 239V241H28L30 237L28 238V240H26L27 237H26L25 239H24V237H23V238L21 237L23 240L26 241V244H27V241H28V244H27V246L25 245V247L29 248L28 245L31 243V245H32L31 247H32V248L36 247V248H37L36 250L40 249L41 246H34V244H36V243H37V245H38L39 241H40V243H41L42 240H40V239H41L40 236H39ZM21 235H20V236H21ZM52 235H54V234H52ZM188 235L191 236V237H189ZM1 236H2V234H1ZM1 236H0V238H1ZM20 236L18 237V235H17L15 238H20ZM42 236H44L43 233H42ZM42 236H41V237H42ZM192 237H193L194 240L192 239ZM195 237L197 238V241H196V242H195ZM21 238H20V239H21ZM42 238H43V237H42ZM44 238H43V242L46 241V240L44 241ZM191 239H192V240H191ZM23 240H21V241H23ZM19 241H20V240H19ZM21 241H20V242H21ZM47 241L49 242V240H47ZM51 241H52V240H51ZM191 241H193L194 243L191 242ZM48 242L45 243L44 245L48 246L47 244L50 243V242H49V243H48ZM53 242H55V241H52L51 243H53ZM22 243H23V245L25 244L24 242H22ZM41 244H42V243H41ZM41 244H39V245H41ZM54 244H55V243H54ZM42 246H43V245H42ZM50 246H52V244H51ZM31 247H30V248H31ZM43 247H44V246H43ZM41 248H42V247H41ZM38 252H39V250L33 252L35 255H37V256L34 258L35 255L32 254L33 257H32V256H31V257L34 258V260H39V259H36L38 256H39L38 258H40V255H39ZM3 256H4V255H1V257H3ZM6 256H8V255H6ZM8 258H9V257H8ZM8 258H7V259H8ZM1 259H2V258H1ZM3 259H6V257H3ZM175 259H177V258H175ZM178 260H179V259H178ZM178 260H177V261H178ZM178 262H179L180 264L182 263L181 260H179Z\"/></svg>","mask_w":264,"mask_h":264}]
</instances>
